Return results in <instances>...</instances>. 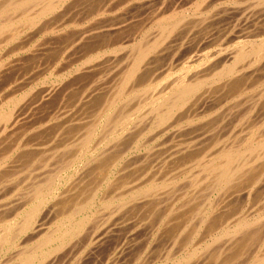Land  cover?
I'll use <instances>...</instances> for the list:
<instances>
[{
  "label": "rangeland",
  "instance_id": "obj_1",
  "mask_svg": "<svg viewBox=\"0 0 264 264\" xmlns=\"http://www.w3.org/2000/svg\"><path fill=\"white\" fill-rule=\"evenodd\" d=\"M3 1H5V0H3ZM70 1V0H69ZM68 1V2H69ZM74 1V0H73ZM73 1H71L72 2V4H73ZM76 1V0H75ZM74 1V4L71 6V8H70V3H68V4H70V5H67L70 9H68L67 10V12L68 13H62L60 10H57V11H59L60 12V14H62V15H60L59 14V12H58V14H55L56 16H59V18L58 17H55V16H52L51 17V15H47V16H45V20H46V22H50V28H52V31H48V30H51V29H48V30H46V31H44L43 32V30H42V27H40V26H43V21L42 20H44V17H42L40 20H41V22L42 23H40L41 25L39 26L38 24H39V22L37 21V23L35 24V26H37V27H34V25H33V27H29V31H28V28L27 27H24V26H22V25H19L18 23L19 22H17V25H16V27H17V29L18 28H20V32H19V35H20V37L22 38V36H23V38L21 39V38H19V35H17L16 37H14L13 38V40H11L10 42H8V41H3L2 43V45H0V73L2 72H6L5 74L3 73V75L2 74H0V76L1 77H3V78H1L2 80H0V99H4L3 97L4 96H6L7 95V97H6V99L7 98H9V97H14L15 99H19L20 101H16V100H14L13 102L11 101V102H9V103H7V104H5V106H3L4 108V110L5 111H9V112H12V113H14V111L16 110V109H18V108H21L23 111V113L26 111V110H28L29 109V111H31L32 109H35L34 110V112H37V113H34L31 117H29V118H27V119H25L26 121H24V122H20V125H21V123L22 124H24L25 126L23 127V125H22V127L21 126H19V127H21V129H22V131H21V129H19L18 127L16 128V126L17 125H15V128H14V130H11V128H12V126H8L7 127V133L8 134H10L9 136H8V138H6V139H8L5 143H4V146L6 145V146H8L7 144H11L12 142V145H14V144H16L17 143V141H15V140H17V139H19L18 140V142L19 143H21L20 144V146H16V145H14V150L8 155V157H7V159H5L1 164H0V171H3V170H5V168H6V170L7 171H9V169H11L10 170V172H8L9 174H10V176L8 177L9 179H8V183H7V180L4 182H2V187L0 188V191H1V189H3V187H5L3 190H4V192L6 193V198H5V194H3L2 192H0L1 193V195H0V205L1 204H4L5 202V204H10V205H8V207H11V205H13V204H18V206L20 205V203H21V201H22V199L24 198V194H25V192L27 191L28 192V190L30 189V187H28L27 186V182H29V184H31V182H32V184L36 181H38L37 180V178L39 179V180H42L45 176H47L48 177V175H54L55 173H57L58 174V172H60V175H58L59 177V192L60 191H62V190H68V189H71V190H74V192L76 193V191H77V194L78 193H81V194H87V192L88 193H90V191H92L94 188H95V190H97V191H99V192H97V196H98V199H102V197H104V193L106 194L105 196V198L104 199H112V201H111V203L110 204H112V202L114 201V204H112V206H106V207H101L100 208V206L102 205L101 204V201L100 200H97L96 202H95V204L91 207V209H90V212L89 213H91V211H93L94 210V213L93 214H91L92 215V217L89 219V223L87 222L86 223V227L84 226V229L82 230L83 232H81L80 233V237L78 238V236H77V238H78V240H80V241H78L79 243H76V240H77V238H75L72 242H71V244H69V246H66V247H71V245L73 246L75 243H76V245H74V247H71V248H73L74 249V251L76 252L77 251V249L79 248V250L76 252L77 254H75V255H73L72 256V254H73V252L70 250H67V249H64L63 250V255H68L69 256V258L67 259V257H63V259L61 258L62 256H60L61 255V250L60 251H58V253H56L58 256H56L55 254H53L52 256H54L55 255V262H58V264L60 263V264H74V262H75V259H76V262H75V264H77V262H79L78 264H149V262L151 263V264H176V262H178L179 260H181L182 259V257H183V261H182V263H185L186 264V262H188L187 260H186V258H187V256H188V259H189V256H190V259L191 258H193V259H191V261L193 262L194 260H195V257H193L195 254H197V256H196V260H199L198 259V253L200 254V256L201 257H206V258H201L200 256H199V258H200V260L201 259H207V260H209V261H207V262H209V263H207V264H213L214 263V261H212L211 260V258H212V256H211V258L209 257V255L211 254V252L216 248V250L219 252L220 250H219V248H220V246H221V248L223 249V247H224V241L226 240L224 237H220V234H218L219 232L217 231V232H215L214 234H212V235H210L211 237H209V235H207V234H205V229H204V227L202 226V227H198V218H197V216L196 217H193L195 214H191L190 215V217L192 216V218H190L188 215L190 214V212L192 211L191 209L193 208V206L195 207V204H196V206H199V208H204V207H207L210 203L212 204V206H214L216 203H218L219 205H221V202H223V201H221V196H222V192L221 191H219V190H211L210 191V189L209 188H211V187H209V185H208V182H209V179H206V180H208L207 182H206V180L204 179V174L202 173L203 172V170H202V166H201V164H198L197 165V161L196 160H198L199 161V159H201L204 155H205V153H207V152H209V150L210 149H212L214 146V144L215 143H219V144H221V145H223L225 142H227L226 144L228 145V143L230 144L233 140H230V139H234V141H235V139L236 140H238V138L239 137H243L244 139H245V137H244V134L247 132V134H248V136L250 135V137H249V139H254L255 137H257V135L258 134H260V133H262V132H264L263 130H264V98H262L261 96L262 95H264V63L263 62H261V61H258V62H253V56H247V57H251V58H249L250 59V61H251V63H247V61H248V58L247 57H245V58H243V59H241L240 61H237V63H236V65H239L240 63H242V64H240L239 66H237L239 69H240V66H241V68H242V66L244 67L243 69H240L242 72H244V74L246 73V75L247 76H249V77H244L243 78V85H242V87H241V91L239 92H236V93H227V89H224V92H223V89H220V87L222 88V82L225 80V78H223V79H219L218 77L216 78V77H214V79H212L213 77H211V76H213L215 73H216V71L217 70H219V69H221L222 68V66L221 65H223V64H220V63H216L215 64V67H214V62L213 61H216L215 60V58L218 56L217 54L219 53H222V52H224V51H227V50H234L235 48V46H236V48H238V42L240 41V38H238L239 39V41H237L238 39H234V40H232V41H227V43L224 41V43H223V41H222V39L224 40L225 38V36H223L222 37V39H221V37H220V39H217V41L215 40V43H214V41H213V43H211L210 41L209 42H206L205 40H203L204 42H202V40H201V38H198V37H200V35L199 36H197V34H195L196 33V30H197V28H200V24L199 25H197L196 24V22L198 23H203V20L205 19V22H206V20L208 19V16H210V14H211V10H213V9H218L219 7V9H221V10H224L225 8H223V5H225L226 7H228V5H230L231 7H228V8H226L225 10H224V12H222V13H224V14H221L220 12H218L217 10H215V11H213L212 12V14L211 15H215V21H216V19L218 20V22L220 21L219 19H222L221 21L223 22V24L225 23V22H227L226 21V19H228L229 17H230V19H233L232 20V22L230 21V19H228L229 20V22L232 24V25H234L233 27H232V29H231V26L232 25H230V23L228 24L229 25V29H231V30H233L234 32L236 31V29H237V26L238 27H240V26H243V24L242 23H240V22H245L244 21V19L242 18V17H244L248 12H254V13H257L259 10H260V8L262 7V6H259V5H261V2H262V0L260 1V0H257V2L259 1L260 2V4L258 5V4H256L257 2H255V0H201L202 2H200L199 0H170V2L168 1V0H166V4L167 5H169V7H171V9H173V16H178L179 17V19H180V21H179V23H178V27H177V29H175L173 32L174 33H172L171 34V36L169 37L168 36V38L167 39H169L167 42H170L171 40H172V42H171V44L173 43V48H166L165 50L163 49V48H160L161 46H159L154 52H156V53H151V54H149L148 56L149 57H147V59H146V62H145V66L143 67L144 69H143V71L144 72H147L146 73V78L148 79H146L147 81H149V82H147V83H149L152 87H153V89L154 90H152V89H150L151 91L150 92H153L154 91V93H157L159 90H162V89H164V91L166 90L165 88H167L168 87V85L167 84H169V82H171L173 79H176L177 78V76H181V77H183V76H188V77H186V78H190V77H192L193 75L194 76H202V78L204 79V80H208V81H204V86L202 85L201 86V90H202V88H203V90L201 91L200 90V92L201 93H203V92H206L207 91V86H209V84H211L208 88H210L211 89V86H213L214 84V87L215 88H213V89H211L212 91H210L209 89H208V92H211V93H213V95H214V97L213 98H211L212 99V101H210L211 99H208L209 101H207V103H205L203 106L204 107H201L193 116H191V119H192V122H193V124H192V122L191 123H183L184 125H182V128H185L186 126H190V130H195V129H197V131H195V132H189V131H187L186 133H187V136H185L184 137V134L186 135V133H184L182 136L184 137V138H182V136L180 137V138H175L176 137V135H172L173 133L175 134L176 133V129L179 127V126H181L180 124L178 125V126H176L177 124H176V121H174V120H168V122H167V125L166 124H164L165 125V127L166 126H169L168 128H165L164 127V125H162V126H153L152 125V121H154V117H155V115H153V113L151 112V110H150V107L149 106H147V105H142L141 106V108H139V109H137V110H135V115L133 116V118H132V120L135 118V116H136V114L138 115L137 117L138 118H140V119H138V121H135L136 120V118L132 121V120H130V122H129V124H128V126L127 127H130L129 129L127 128L124 132H122L121 134H123V133H126L127 134V132L128 131H130L129 133H130V135H131V131L133 132V136L135 135H137V134H139V136L137 135V138H135V136H134V141H133V139H132V141H130V140H128L129 142H131V143H133V142H135V143H133V144H129L128 145V143H127V137H129V135H121V134H119V136H120V141H117L118 142V144H117V147L119 146V149L116 147L115 148V146H116V143H115V141L117 140L116 138L114 139V137H112V138H110L109 140H107L108 139V137H107V139H106V141H101L102 140V138H103V134H105L106 133V131H108L109 130V125H106L105 123V120H106V116L108 115H111L112 114V112H113V114H115V113H117L116 112V109L118 110L119 108H122L123 109V107H125V105H126V102H127V105L128 106H126L123 110L122 109H120V110H118L119 111V113H120V111L122 112V111H125V110H129V108H132L133 107V105L134 104H136L138 101H142V100H140V98H142V99H144L145 97V95H141V94H138V95H133L134 97H135V100H134V102H133V100H132V98L131 97H133L132 95H130V97L128 98L129 100L127 101V98H126V100H125V97H124V102H123V99H120L123 103H119L120 102V100L116 103L117 104V107H115L116 106V104L114 105V106H112L111 108H110V110H108V113H106L107 115H105L104 116V121H103V119H101V121H100V123H99V125H98V127L99 128H97L98 130H96V132H95V136H93V139L92 140H95L96 138V143H97V140H98V142L100 141V143H98V144H96V143H94V141H92L94 144H91V142H90V144L88 145L89 147H88V152L83 156V158H82V160L80 161V164H81V162H82V164L80 165L79 163L77 164H75V165H73V166H70V167H68L67 169L66 168H62V164L64 163L63 162V160H61L62 158L64 159V161H65V159L67 160L70 156V154L72 153L71 151H73V150H75L76 148H77V144H76V141L73 143L72 142V138H74L75 140H78L79 141V139H80V133L82 132V134H83V132H85V130L88 128L87 126H89V125H91L96 119H97V111H100L101 109H103L102 107H104L103 105L105 104V102H103V98H105L106 96H107V94L108 93H106V90L109 92V90L110 89H112L113 90V88L115 87V85L117 84V82H118V79H119V76H120V74L118 73V72H120V69H118L119 67H123V65L126 63V59H127V55H128V52H129V48H130V46L132 47V41L131 42H126V38L127 37H131V38H133L134 39V41H139V39H140V41H152L153 40V38H155L156 37V35L157 34H159V28H157V25H155L154 24V20H152L149 16L151 15V9L153 8V6H151L152 4L154 5V6H156L158 3H159V0H156V2H152V1H154V0H90V2L91 3H93V2H95L96 3V1L98 2V6H96V4L95 3H93V4H91V3H89V0H77V2H75ZM101 1V2H100ZM111 1V3H109ZM122 1V2H121ZM132 1V2H131ZM139 1H142V2H146V4H147V7L145 6V5H143L142 6V4H141V2H139ZM149 3H148V2ZM168 1V2H167ZM175 1V2H174ZM232 1V2H231ZM235 1V2H234ZM242 1V2H241ZM255 2V4H252V3H254ZM2 2V0H0V3ZM67 2V1H66ZM65 2V3H66ZM82 2V3H81ZM86 2V3H85ZM152 2V3H151ZM205 2V3H204ZM228 2V3H227ZM236 2L237 3H239V7L240 8H243L244 10H242V9H237V10H234V8L236 9L238 6H236ZM244 2H246V5L244 6ZM249 3V5H251L250 7H249V5H248V3ZM78 3H80V4H78ZM89 3V4H88ZM128 3H129V5H128ZM139 3V4H138ZM231 3V4H230ZM234 3H235V5H234ZM67 4V3H66ZM79 6H78V5ZM94 4H95V6H94ZM106 4V5H105ZM111 4H112V7H110L111 6ZM126 4V5H125ZM190 4H191V6H190ZM196 4L198 5L197 7H196ZM200 4V5H199ZM205 4V5H204ZM210 4V5H209ZM211 4H213V5H211ZM228 4V5H227ZM76 5V6H75ZM82 5V6H81ZM88 5V6H87ZM114 5V6H113ZM125 5V6H124ZM128 5V6H127ZM137 5V6H136ZM187 5V6H186ZM232 5H234L235 7H233ZM241 5H242V7H241ZM247 5H248V7L251 9L252 8V6H254V7H256V8H258V9H256V8H252L251 9V11H250V9L247 7ZM94 6V7H93ZM100 6V7H99ZM123 6H124V8H123ZM132 6V7H131ZM150 8H149V7ZM224 6V7H225ZM257 6H259V7H257ZM91 7H92V9H91ZM109 7V8H108ZM114 7V8H113ZM145 7V8H144ZM152 7V8H151ZM199 7V8H198ZM201 7V8H200ZM232 7H233V12H232ZM99 8V9H98ZM100 8H101V10H100ZM102 8H107V9H102ZM132 8V9H131ZM246 8V9H245ZM171 9H170V12L169 11H167L166 13H165V15H168V16H170L171 14ZM191 9V10H190ZM198 9V10H197ZM62 10V9H61ZM91 10V11H90ZM96 10V11H95ZM98 10V11H97ZM121 10V11H120ZM135 10V11H134ZM148 10V11H147ZM186 10V11H185ZM195 10V11H194ZM199 10H202V11H199ZM203 10H204V12H203ZM207 10V11H206ZM240 10H242V11H240ZM100 11V12H99ZM121 13H120V12ZM185 11V12H184ZM191 13H190V12ZM199 11V12H198ZM218 12V14L216 15V14H213V13H215V12ZM220 11V10H219ZM248 11V12H247ZM95 12V14H93ZM97 12V13H96ZM98 12H99V14H98ZM106 12V13H105ZM142 12V13H141ZM216 12V13H217ZM229 12V13H228ZM230 12H232V13H230ZM57 13V12H56ZM178 15H177V14ZM208 13V14H207ZM210 13V14H209ZM227 13V14H226ZM236 13V17H234V18H236L235 19V22H234V18L232 17V15L233 14H235ZM246 13V14H245ZM261 14V12H258V14H256V16L255 17H257L258 18V16ZM54 14V13H53ZM52 14V15H53ZM79 14V16H77ZM90 14H92V15H90ZM108 14V15H107ZM113 14V15H112ZM120 14V15H119ZM228 14H229V16H228ZM231 14V15H230ZM241 14V15H240ZM243 14H244V16H243ZM15 15H17V13H15ZM182 15V16H181ZM203 15V16H202ZM223 15V17H221L220 18V16H222ZM224 15H225V18H224ZM63 16H65V17H63ZM74 16V17H73ZM92 16V17H91ZM103 16V17H102ZM112 16V17H111ZM181 16V17H180ZM205 16V17H204ZM218 16V17H217ZM226 16H228V18L226 17ZM234 16V15H233ZM243 19H241L240 17ZM51 17V18H50ZM85 17V18H84ZM91 17V18H90ZM111 17V18H110ZM203 17V20L201 19ZM217 17V18H216ZM54 18V19H53ZM57 18V19H56ZM75 18V19H74ZM116 18H117V20H116ZM122 18V19H121ZM184 18V19H183ZM210 18V17H209ZM245 18V17H244ZM263 18V17H262ZM61 19V20H60ZM120 21H119V20ZM241 20V21H239V20ZM39 20V21H40ZM45 20H44V22H45ZM48 20V21H47ZM89 20V21H88ZM111 20V21H110ZM133 20V21H132ZM208 20H210V19H208ZM223 20H225V22L223 21ZM261 21L260 22H262V24H261V26H259V31L261 32V34H260V32H259V36H261V37H264V18H263V20L262 19H260ZM56 21H57V23H56ZM62 21V22H61ZM72 21V22H71ZM76 21V22H75ZM80 21V22H79ZM121 23H119V22ZM126 21H128V22H126ZM191 21V22H190ZM202 21V22H201ZM215 21H213L214 23H215ZM221 21L219 22V23H221ZM237 21V22H236ZM46 22L44 23V24H46ZM66 24H65V23ZM104 22V23H103ZM190 22V23H189ZM87 23V24H86ZM117 23H119V24H117ZM135 23H137V24H135ZM182 23V24H181ZM184 23V24H183ZM216 23H217V21H216ZM234 23V24H233ZM237 23V24H236ZM239 23V24H238ZM73 24V25H72ZM190 24V25H189ZM222 24V23H221ZM242 24V25H241ZM103 25H105V26H103ZM110 25H113V26H119V25H122V26H120V30L119 31H116V32H114V31H108L109 32V34H106V32L104 31L103 32V30H105L106 28H108V26L110 27ZM136 25V26H135ZM195 25L197 26V27H195ZM220 25V24H219ZM21 26V27H20ZM55 26V27H54ZM101 26V27H100ZM107 26V27H106ZM127 26V27H126ZM128 26H130V27H128ZM188 26V27H187ZM199 26V27H198ZM186 27H187V29H186ZM236 27V28H235ZM34 28H36V30H38V31H32V29H34ZM37 28H41L40 30L39 29H37ZM123 30H122V29ZM138 28V29H137ZM192 28H194V29H192ZM235 30H234V29ZM23 29V30H22ZM25 29V30H24ZM27 29V30H26ZM53 29H54V31H53ZM62 29V30H61ZM86 29V30H85ZM91 29V30H90ZM156 29V30H155ZM158 29V30H157ZM190 31H189V30ZM263 30V33H262V30ZM69 30V31H68ZM137 30V31H136ZM177 30H179V31H177ZM185 30H187L188 31V33H187V31H185ZM192 30H195V31H192ZM199 30V29H198ZM97 31V32H96ZM102 31V32H101ZM134 31V32H133ZM158 32V33H156V32ZM192 31V32H191ZM237 31H238V29H237ZM25 32H27L28 34H26ZM32 32V33H31ZM100 34H99V33ZM107 32V33H108ZM115 34H114V33ZM144 32V33H143ZM229 32H231L232 34H236V33H234V32H232V31H229ZM60 33V34H59ZM74 33V34H73ZM83 33V34H82ZM91 34V37H89V38H87L86 40H81V42H79L80 40L78 39V36H79V38H81L83 35L84 36H86L85 34H88V35H90ZM97 33V34H96ZM104 33V34H103ZM121 33V34H120ZM151 33H153L152 34V39L151 38H149L151 35ZM179 35H178V34ZM185 33H186V35H185ZM190 33V34H189ZM26 34V35H25ZM32 34V35H31ZM66 34H69V35H66ZM128 34V35H127ZM133 34V35H132ZM146 34V35H145ZM147 34H148V36H147ZM190 36H189V35ZM196 36H195V35ZM230 33H227L226 34V40H227V35H229ZM29 37H28V36ZM72 35H74V36H72ZM97 35L99 36V37H97ZM105 35H106V37H105ZM130 35V36H129ZM142 35V36H141ZM144 35H145V37H144ZM194 37H193V36ZM111 36V37H110ZM138 36H139V39H138ZM173 36H175V37H173ZM179 36H181V39L183 38L184 39V42H183V40H181V42L180 43H182V45L179 43L178 44V40L177 39H180V37ZM182 36H184V37H182ZM124 37V38H123ZM172 37V38H171ZM178 37V38H177ZM187 37V38H186ZM189 37V38H188ZM229 37L230 38H233L231 35H229ZM228 37V39H230ZM19 41V39H21L19 42H16L17 40ZM26 38V39H25ZM43 38V39H42ZM60 38V39H59ZM108 38H109V41H107L108 40ZM143 38V39H142ZM196 38H198V39H196ZM76 39V40H75ZM104 41H103V40ZM124 39V40H123ZM138 39V40H137ZM146 39V40H145ZM167 39H165L164 40V44H165V42H166V40ZM171 39V40H170ZM186 39V40H185ZM191 41H190V40ZM14 40H15V42H14ZM40 40V41H39ZM177 40V41H176ZM189 40V41H188ZM193 40V41H192ZM194 40H195V43H193L194 42ZM28 41V42H27ZM66 41V42H65ZM89 41V42H88ZM106 41V42H105ZM120 41H121V43H120ZM174 41H175V43L178 45V46H176V50H174L173 51V49H174V47H175V43H174ZM199 41H201V42H199ZM235 41V42H234ZM237 41V42H236ZM4 42H5V44H4ZM7 42H8V44H7ZM13 42V43H12ZM78 42V43H77ZM103 42H105V43H103ZM166 42V43H167ZM0 43H1V41H0ZM19 43H21V44H19ZM96 43H101V45L99 44L98 46L96 45ZM107 43V44H106ZM206 43H210L208 46L207 45H205ZM18 44V45H17ZM75 44V45H74ZM131 44V45H130ZM168 44V43H167ZM185 44V45H184ZM194 46H193V45ZM196 44V45H195ZM201 44H203V45H201ZM20 45V46H19ZM94 45H96L97 47H94ZM189 45H191V46H189ZM243 45V44H242ZM245 46L244 47H247V48H250V45L248 44V43H245L244 44ZM247 45V46H246ZM4 46H7V47H4ZM10 46V47H9ZM84 46V47H83ZM90 46V47H89ZM123 46V47H122ZM162 46H163V44H162ZM182 46V47H181ZM189 46V47H188ZM202 46V47H201ZM206 46V47H205ZM223 46V47H222ZM232 46H233V48H232ZM69 47V48H68ZM71 47H72V50H71ZM74 47V48H73ZM126 47V49H124ZM181 47V48H180ZM192 47V48H191ZM205 47V48H204ZM66 48V49H65ZM91 48V49H90ZM95 48V49H94ZM96 48H97V51H96ZM160 48V49H159ZM180 48V49H179ZM197 48V49H196ZM198 48H200V49H198ZM201 48H202V51H201ZM227 48V49H226ZM230 48V49H229ZM232 48V49H231ZM14 49V50H13ZM30 49V50H29ZM87 49V50H86ZM216 49V50H215ZM218 49H219V51H218ZM221 49H223V50H221ZM109 50V51H108ZM130 50H131V48H130ZM215 50V51H214ZM221 50V51H220ZM11 51V52H10ZM64 51V52H63ZM111 51H113V52H111ZM162 51V52H161ZM79 52V53H78ZM81 52V53H80ZM88 52V53H87ZM95 52V53H94ZM102 52V53H101ZM122 52V53H121ZM164 52H167L166 54L164 53ZM174 52H175V54H174ZM203 52V53H202ZM68 53L70 54V55H68ZM106 53V54H105ZM114 55H113V54ZM120 53V54H119ZM173 53V54H172ZM197 53V54H196ZM200 53V54H199ZM5 54V55H4ZM65 54H67V55H65ZM154 54V55H153ZM158 54V55H157ZM192 54H194V55H192ZM2 55V56H1ZM85 55V56H84ZM94 55V56H93ZM98 55V56H97ZM120 57H119V56ZM165 55V56H164ZM201 57H200V56ZM206 55V56H205ZM216 55V57H214ZM97 56V59L95 58ZM113 56H115L114 58H113ZM211 56H212V58H211ZM122 57V58H121ZM155 57V58H154ZM194 57V58H193ZM198 57V58H197ZM64 58V59H63ZM95 58V59H94ZM91 59V60H90ZM145 59H144V61H145ZM152 59H154V60H152ZM178 59V60H177ZM193 61H192V60ZM214 59V60H213ZM246 59V60H245ZM252 59V60H251ZM5 60V61H4ZM31 60V61H30ZM85 60H86V62H85ZM109 60V61H108ZM125 60V61H124ZM147 60H149V61H147ZM171 60V61H170ZM211 60H212V62H211ZM244 60H245V62L247 63H245L244 62ZM4 61V62H3ZM28 61H30V62H28ZM66 61V62H65ZM108 61V62H107ZM111 61L112 62H114V63H111ZM124 61V62H123ZM155 61V62H154ZM199 61V62H198ZM147 62H148V64H147ZM238 62H239V64H238ZM243 62L245 63V65L243 64ZM1 63H3V64H1ZM91 63V64H90ZM111 63V64H110ZM120 63V64H119ZM122 63V64H121ZM178 63V64H177ZM254 63V64H253ZM110 64V65H109ZM220 64V66H218ZM249 64V65H248ZM7 65V66H6ZM86 65H87V67H86ZM97 65H99V66H97ZM150 65H152V68H150L151 66ZM174 65V66H173ZM176 65V66H175ZM186 65V66H185ZM197 65V66H196ZM235 65V64H234ZM249 67H248V66ZM96 66V67H95ZM116 66H118V68H116ZM150 66V67H149ZM164 66V67H163ZM247 66V67H246ZM257 68H256V67ZM263 66V67H262ZM62 67V68H61ZM93 69H92V68ZM155 67V69H153ZM156 67H157V69H159V67H160V69H159V71H157V69H156ZM219 67V68H218ZM221 67V68H220ZM86 68V69H85ZM96 70H95V69ZM206 68V69H205ZM213 68L216 70L215 72H214V70H213ZM6 69V70H5ZM84 70V72H83V70ZM88 69V70H87ZM117 69V70H116ZM195 69V70H194ZM86 70V71H85ZM89 70H91V71H89ZM150 70V71H149ZM202 70V71H201ZM247 70V71H246ZM259 70H260V72H259ZM261 70H263L262 72H261ZM152 71V74L150 73ZM161 71H163V72H161ZM200 71H201V74H199L200 73ZM209 71V74L207 73ZM246 71V72H245ZM248 71H252V73L254 74L253 76H252V73L251 72H248ZM88 72V73H87ZM116 72V73H115ZM47 73V74H46ZM156 73H157V75H156ZM205 73L207 74V75H205ZM213 73V74H212ZM249 73V74H248ZM251 73V74H250ZM262 73V74H261ZM118 74H119V76H118ZM160 76H159V75ZM197 74V75H196ZM258 74V75H257ZM261 74V75H260ZM149 75H151L152 77H150ZM176 75V76H175ZM217 75V74H216ZM215 75V76H216ZM8 76V77H7ZM147 76H149V77H147ZM159 76V77H158ZM217 76H219V75H217ZM250 76H252V78L250 77ZM262 76V77H261ZM112 77H113V79H112ZM118 77V78H117ZM210 77V78H209ZM4 78L6 79V80H4ZM116 79V81L117 82H115V79ZM153 78V79H152ZM179 78V77H178ZM207 78V79H206ZM248 78H250V79H248ZM246 79H247V81H246ZM153 80V81H152ZM260 80H262V81H260ZM9 81V82H8ZM113 81H114V83H113ZM166 82V83H165ZM221 82V83H220ZM247 82V83H246ZM91 83V84H90ZM206 83V84H205ZM258 83V84H257ZM260 83V84H259ZM7 84V85H6ZM60 84V86H58ZM153 84V85H152ZM165 84V86L163 87V85ZM13 85V86H12ZM56 86L57 88H58V91H59V93H58V95L55 97V99L52 101V102H50V104L48 105V104H46L45 106H40V105H37V106H35V103L37 102V101H35V102H33V99H37L38 98V96L37 95H39V93H40V91H42L44 88H46V87H50V86ZM159 85V86H158ZM7 86V87H6ZM93 86V87H92ZM155 86H156V88H157V86H158V88L156 89L155 88ZM253 86V87H252ZM20 87V88H19ZM59 87H61V88H59ZM76 87V88H75ZM98 87V88H97ZM127 87V86H126ZM125 87V88H126ZM162 87V88H161ZM205 87V88H204ZM219 87V88H218ZM248 87H249V89H248ZM256 87V88H255ZM262 87V88H261ZM74 88V89H73ZM80 88V89H79ZM60 89V90H59ZM71 89V90H70ZM101 89V90H100ZM127 89V88H126ZM220 91H219V90ZM260 89V90H259ZM75 90H77L76 92H75ZM88 90V91H87ZM98 91L97 93H96V91ZM128 90V89H127ZM205 90V91H204ZM222 90V91H221ZM13 91V92H12ZM83 91V92H82ZM86 91V92H85ZM91 91L93 92V91H95V92H93L92 93V96H93V94L96 96L97 95V97H92V98H94L93 100L91 99V102H93V103H90V100L88 101V102H85V104L87 103V105L88 106H86L85 104H83L84 103V101H83V99H84V97L83 96H88L89 94L88 93H91ZM218 91V92H217ZM245 91H247V93L245 92ZM78 92V93H77ZM101 92V93H100ZM149 92V93H150ZM199 92V93H200ZM227 94H226V93ZM252 92V93H251ZM82 93H83V95H82ZM85 93H87V94H85ZM239 93V94H238ZM242 93V94H241ZM244 93V94H243ZM8 94H10V95H8ZM13 94V95H12ZM99 94H100V96H99ZM217 94V95H216ZM221 94H226L225 96L224 95H222L221 96ZM232 96H231V95ZM241 94V95H240ZM260 94H262V95H260ZM15 95H16V97H15ZM20 95V96H19ZM106 95V96H105ZM234 95V96H233ZM256 95H258V96H256ZM18 96V97H17ZM34 96V97H33ZM37 96V97H36ZM63 96V97H62ZM142 96V97H141ZM206 96V94H204V97ZM219 96H221V100H220V98H218ZM237 96H240L241 97V99L239 100V98L240 97H238L237 99H235ZM244 96V97H243ZM2 97V98H1ZM23 97H24V99H23ZM36 97V98H35ZM78 97H80V98H78ZM134 97H133V99H134ZM138 97H139V100H138ZM206 97H208V95L206 96ZM224 97V98H223ZM233 97H234V99H233ZM79 100H78V99ZM81 98H83V99H81ZM261 98V99H260ZM13 99V98H12ZM29 99H31L32 101H30ZM80 99H81V101H80ZM102 99V100H101ZM215 99V100H214ZM218 99V100H217ZM244 99H246V100H244ZM258 99H260V100H258ZM5 100V99H4ZM3 100V101H4ZM23 100V101H22ZM60 100H61V102H60ZM101 100V101H100ZM131 100V101H130ZM136 100H138V101H136ZM235 100V101H234ZM236 100L238 101V103H239V101H241L240 103H239V105H238V103L236 102ZM249 100V101H248ZM6 101V100H5ZM60 103V105H59V103ZM77 101V102H76ZM81 103H80V102ZM95 101H97V102H95ZM130 101V102H129ZM15 102V103H14ZM17 102V103H16ZM75 103V105L78 103V104H80V105H76V107H75V105H74V103ZM94 102H95V104H94ZM98 102H99V104H98ZM211 104H210V103ZM214 102V103H213ZM218 102V103H217ZM235 102V103H234ZM260 102V103H259ZM11 103V104H10ZM18 104V106H15L14 104ZM25 103H26V105H28V103L30 104L29 105V107L27 108V106L25 107ZM54 103H56V104H54ZM89 103V104H88ZM248 103H249V106H248ZM260 105H259V104ZM14 106H13V105ZM20 104V105H19ZM33 104V105H32ZM65 106H64V105ZM67 104V105H66ZM118 104H120V105H118ZM125 104V105H124ZM209 104V105H208ZM222 104V105H221ZM237 104V105H236ZM23 105H24V107L25 108H27L26 110H25V108H22L23 107ZM32 105V106H31ZM59 105V106H58ZM81 105H83V107L84 108H82V106ZM214 105V106H213ZM245 105H247L248 106V111L247 112H245V109H247L246 107H245ZM251 105H254V107L253 106H251ZM39 106V107H38ZM80 106V107H79ZM234 106V107H233ZM58 107V109H59V111H61V113L57 110V109H55V108H57ZM60 107V108H59ZM147 107V108H146ZM213 107V108H212ZM217 107V108H216ZM238 107V109H236ZM241 107H242V109H241ZM257 107V108H256ZM10 109V110H8V109ZM49 108L50 109H52V111L54 112V111H58V112H55V113H57V115L55 114V113H53V112H49V111H51V110H49ZM77 108V109H76ZM80 110H79V109ZM202 108H204L203 110V113H202ZM216 108V109H215ZM227 108V109H226ZM245 108V109H244ZM250 108H252V110H254L253 111V113H252V110L250 109ZM40 111H39V110ZM47 109V110H46ZM55 109V110H54ZM73 109V110H72ZM90 109V110H89ZM215 109V110H214ZM218 109V110H217ZM222 109V110H221ZM235 109V110H234ZM72 110V111H71ZM75 110V111H74ZM89 110V111H88ZM147 110V111H146ZM214 112H213V111ZM230 110V111H229ZM67 112L66 114H65V112ZM69 111V112H68ZM85 111V112H84ZM143 111H145V113L143 112ZM223 111V113H225V114H223V113H220V112H222ZM64 112V113H63ZM76 112V113H75ZM83 112V113H82ZM217 112V113H216ZM240 112V113H239ZM22 113V115H20V117L21 116H23L24 114ZM28 113V112H27ZM48 114V117L46 116L47 114ZM51 113V114H50ZM70 113V114H69ZM85 113V114H84ZM140 113V114H139ZM207 113V114H206ZM212 113H214V114H212ZM263 113V114H262ZM37 114V115H36ZM53 114V115H52ZM82 114V116H80ZM90 114V115H89ZM112 114V115H113ZM144 114V115H143ZM151 114V115H150ZM197 114V115H196ZM199 114V115H198ZM210 114V115H209ZM230 114V115H229ZM243 114H244V116H243ZM260 114H261V116H260ZM55 115V116H54ZM58 115H59V117H58ZM60 115H61V117H60ZM87 115H89V120L87 119ZM111 115V116H112ZM140 115V116H139ZM145 115H148V116H150L149 117V120H147V121H149V123H147V121H146V118L148 119V117L147 116H145ZM191 115V114H190ZM208 115V116H207ZM49 116H51L50 117V119H46V118H49ZM54 116V117H53ZM57 116V117H56ZM71 116H72V118H71ZM75 116V117H74ZM85 116H86V118H85ZM111 116H109V117H111ZM152 116H154V117H152ZM196 116V117H195ZM203 116V117H202ZM252 116V117H251ZM74 117V118H73ZM81 117L83 118L84 117V119L87 121V122H82L81 120H83V121H85L84 119H81ZM141 117H142V119H143V122H144V118H145V121H146V124H148V126L144 123V125H146L147 126V128H146V126H145V128L143 129V127H144V125L143 126H141V125H139V124H141L142 123V120H141ZM263 117V118H262ZM45 118V119H44ZM59 118V119H58ZM63 118V119H62ZM198 118V119H197ZM207 118V119H206ZM79 119H80V121H79ZM150 119H151V121H150ZM239 119V120H238ZM242 119V120H241ZM45 120H47V121H45ZM52 120V121H51ZM56 120H58V121H56L57 123H55V121ZM71 120H73V121H70ZM139 120H141V121H139ZM203 120V121H202ZM215 120V121H214ZM30 123H29V122ZM48 121H50V122H48ZM67 121H69V123L67 124ZM223 121V122H222ZM246 121V122H245ZM26 122V123H25ZM46 122H48L47 124H46ZM80 122V123H79ZM82 122V123H81ZM132 122L134 123V124H136V126L138 127V130L140 129V126L142 127V129H140V131L139 132H135V131H137V127L134 129V128H132L133 127V125L132 126H129V125H131L132 124ZM138 124H137V123ZM174 122V123H173ZM200 122V123H199ZM210 122H212V123H210ZM29 125H28V124ZM65 123V124H64ZM154 123V122H153ZM172 123V124H171ZM196 123V124H195ZM220 123H221V125H220ZM63 124V125H62ZM74 124H76V126L74 125ZM87 124H89V125H87ZM103 124V125H102ZM150 124V125H149ZM169 124V125H168ZM188 124V125H187ZM191 124H192V126H191ZM195 124V125H194ZM206 124H207V126H206ZM237 124V125H236ZM40 125H41V127H42V125H43V128L42 129H38L37 130V128L39 127L40 128ZM45 125V126H44ZM50 126V128L49 127H47V126ZM52 125H54L53 127H51ZM79 125H81V126H83L82 127V129H81V127L79 126ZM106 125V126H105ZM152 125V126H151ZM201 125V126H200ZM204 125V126H203ZM235 125V126H234ZM31 126V127H30ZM135 126V125H134ZM154 129V130H152V128ZM171 126L173 127V128H171ZM176 126V127H175ZM198 126V127H197ZM203 126V127H202ZM205 126H206V128H205ZM10 127V128H9ZM64 127H65V129H64ZM87 127V128H86ZM103 127H105V129L103 128ZM149 127V128H148ZM164 128V130H163V128ZM26 128V129H25ZM60 128H62V130L60 129ZM79 128L82 130H80L79 131ZM101 128V130H105L104 132H103V134L101 133V130H99ZM103 128V129H102ZM134 129V130H132V129ZM210 128V129H209ZM250 128V129H249ZM13 129V128H12ZM16 129V130H15ZM17 129H19V130H17ZM108 129V130H107ZM147 129H150L149 131H151L152 132V134L151 133H148L149 131L146 130ZM155 129H157V130H155ZM162 129V130H161ZM208 129V130H207ZM219 129V130H218ZM225 129V130H224ZM33 130H34V132H33ZM36 130L37 131H47L45 134H43V135H39V133H37L38 135H33L32 133H36ZM67 130V131H66ZM142 130V131H141ZM239 130H241V131H239ZM250 130V131H249ZM15 133H14V132ZM21 131V132H20ZM24 131V132H23ZM28 131V132H27ZM74 131V132H73ZM172 131H174L173 133H171ZM203 131H205L204 133H202ZM207 131H208V133H207ZM13 132V136H15V137H13L12 135H11V133ZM23 132V133H22ZM30 132H32V133H30ZM68 132V133H67ZM78 132V133H77ZM98 132H100V134L98 133ZM141 132V133H140ZM142 132H144L143 134H142ZM148 134H147V133ZM169 132V133H168ZM198 132V133H197ZM225 132V133H224ZM240 132V133H239ZM18 133V135L19 136H17L16 134ZM52 133V134H51ZM75 133V134H74ZM97 133V134H96ZM147 134L146 136L144 135V134ZM157 133V135H155ZM188 133L190 134V136L188 135ZM200 133V134H199ZM22 134V135H21ZM30 134L32 135V137L30 138V140H28L29 139V137L28 136H30ZM73 134H74V136H73ZM99 134V135H98ZM162 134H163V136H162ZM194 134V135H193ZM200 136H199V135ZM217 134H219V135H217ZM247 134H245V135H247ZM252 134V135H251ZM257 134V135H256ZM3 135H4V133H3ZM3 135L1 136L2 138H4L3 137ZM24 135L26 136V138H21V137H24ZM67 135V136H66ZM70 135H71V140H70ZM97 135V136H96ZM143 135V136H142ZM196 135V136H195ZM203 135V136H202ZM15 139H13L12 137ZM40 136L41 138H38V137ZM47 136H50V137H48L47 138ZM56 136V137H55ZM82 136V135H81ZM99 136V137H98ZM126 138V140H125V138ZM132 136V135H131ZM130 136V138H132ZM142 136V137H141ZM171 136H173V138H171ZM210 136V137H209ZM235 136H238V138H234ZM248 136H246V139L248 138ZM0 137V141H2L1 138ZM36 137V139H34ZM44 137V138H43ZM59 137V138H58ZM67 137V138H66ZM115 137H117V136H115ZM124 139H123V138ZM139 137H141V138H139ZM156 137V138H155ZM165 137H167V138H165ZM194 139V140H198L197 138H203L202 140H203V143H202V146L200 145L199 146V148L196 150L197 151V153H199V152H201L200 154H198V156L197 157H195V158H193L192 160H189V158L188 157H185V156H183L184 157V159H183V157H181L180 159H178L177 160V158H176V155L174 156L173 154H172V151L174 150V148H176L175 147V145L177 144L176 142H179V143H182L183 145H185V144H189L190 142L189 141H187V139L188 140H190L191 142H195L192 138ZM195 137V138H194ZM205 137V138H204ZM17 138V139H16ZM28 138V139H27ZM42 138L43 139H45V142H48V143H45L44 142V140H42ZM61 138V139H60ZM76 138H78V139H76ZM95 138V139H94ZM118 138V137H117ZM221 138V139H220ZM22 139H24L25 141H27V142H31V145L29 146V147H24V144H25V142L22 140ZM57 139H59V141L57 140ZM64 139H66L65 141H64ZM73 139V140H74ZM112 139V141H113V143L110 141ZM123 139V140H122ZM174 139V140H173ZM228 140V141H225V142H221L220 143V141H224V140ZM241 138H239V140H240ZM256 139V138H255ZM14 140V141H13ZM33 140H35V141H37V143L39 142V144H37L36 142V145H38V146H36L35 145V143H32L33 142ZM40 140H42L43 142H40ZM58 141V142H55V143H57V145L56 144H54V141ZM167 140V141H166ZM172 140L175 142L176 140H178V141H176L175 143H173L172 142ZM180 140V141H179ZM242 140V139H241ZM10 141V142H9ZM77 141V142H78ZM126 141V142H125ZM136 141H139V142H136ZM147 141V142H146ZM186 141V142H185ZM209 141V142H208ZM233 141V142H234ZM16 142V143H15ZM60 142H62V143H60ZM70 142H71V144H73L72 146H70L71 144H70ZM111 142V143H110ZM122 142V143H121ZM155 142V143H154ZM188 142V143H187ZM206 142H208V145H207V143ZM210 142H212V143H210ZM213 142H214V144H213ZM19 143H17V144H19ZM45 143V144H44ZM103 143H104V145H103ZM122 144V145H119V144ZM161 143V144H160ZM173 143V144H172ZM223 143V144H222ZM35 146H34V145ZM41 144V145H40ZM51 144V145H50ZM55 146H54V145ZM69 145L70 147H67V145ZM99 144H101V145H99ZM108 144L110 145V147L109 148H111V150H109V152L111 151V153H110V155L108 156V157H111V156H116L117 157V161H116V164L115 165H117V166H112V168H110L109 170H108V175H106V177H104V175H103V171L100 173L101 175H103L101 178H100V174H99V172H98V168H96V166H95V162H91V160H93V158H94V156H98L99 155V153H100V151H102V153H100V154H103V153H109L108 152ZM125 144V145H124ZM128 146H127V145ZM165 144V145H164ZM173 146H172V145ZM175 144V145H174ZM206 144V145H205ZM212 144V145H211ZM43 145H45L44 147H46V148H42L43 147ZM59 145V146H58ZM60 145H62V146H64V147H60ZM114 147H113V146ZM134 145V146H133ZM136 145L137 146H139L138 148L136 147ZM147 145H148V148H147ZM162 145H164V146H162ZM167 145H170L169 147L170 148H168V146ZM231 145V144H230ZM49 146V147H48ZM52 146V148H50ZM58 146V147H57ZM76 146V147H75ZM91 146H95V148L93 149V150H91L92 149V147ZM97 146V147H96ZM106 146V147H105ZM121 146V147H120ZM123 146H126V148H124ZM172 146V147H171ZM31 147H33L32 148V150H30V148ZM34 147H36L37 149L34 151ZM72 147V149L73 150H71V149H69V148H71ZM101 147H102V149L103 150H101ZM103 147H105L106 149H104ZM123 147V148H122ZM131 149H130V148ZM133 147H135L134 148V150L132 149ZM143 147V148H142ZM151 147V148H150ZM158 147H159V149H158ZM163 147L166 149V147H167V149L165 150H162L163 149ZM200 147H202L201 149H200ZM0 148H2L1 146H0ZM19 148H23L24 150H25V148H26V150H30L31 152H33L34 153V155H35V157L36 158H40V156H43L41 159H44V157H47V162H46V160L44 161V160H41V159H39L40 161V163L38 162V160H36L35 159V157H34V160L32 161V163L33 162H35V160H36V162H38V163H35V164H40V165H35L34 163V168L33 167H31L30 169L28 168V165H29V167L30 166H32L33 164L31 163V161L29 162V163H27L28 165L26 166V168L22 165V164H20L19 165V163L17 164V161H16V163L14 162L16 159L18 160V158H17V154H18V149ZM29 148V149H28ZM42 148V149H41ZM48 148L50 149V150H48ZM58 148H59V151H58ZM61 148V149H60ZM122 148V149H121ZM162 148V149H161ZM17 149V150H16ZM22 149V150H23ZM44 149H47V151H49V153L48 152H46V150H44ZM97 149H99V150H97ZM116 149V150H115ZM123 149H124V151H123ZM128 149V150H127ZM130 149V150H129ZM139 149V150H138ZM152 149V150H151ZM20 150L21 149H19V152H20ZM39 150L41 151L42 150V154H44V151H45V154L47 153V155H42L41 154V152H39ZM44 150V151H43ZM55 150H56V152H55ZM65 150L67 151V150H69V151H67V153H69V155L68 156H66L65 155ZM71 150V151H70ZM90 150V151H89ZM95 150V151H94ZM122 150V151H121ZM157 150V151H156ZM159 150H160V153H162V155L161 156H159V155H157L158 153H159ZM162 150V151H161ZM168 150V151H167ZM16 153H15V152ZM50 151L51 152H53V153H51V155H49L50 154ZM93 151V152H92ZM98 153H97V152ZM104 151H106V152H104ZM119 151V152H118ZM123 152V154L121 153V152ZM146 151H147V153H146ZM150 151V152H149ZM156 151V152H155ZM165 151V152H164ZM74 152V151H73ZM91 154H90V153ZM94 152H96V153H94ZM117 152H118V154H117ZM126 152V153H125ZM130 152V153H129ZM145 152V153H144ZM154 154H153V153ZM158 152V153H157ZM168 152H169V154H168ZM38 153V154H37ZM40 153V154H39ZM63 153V154H62ZM120 153V154H119ZM148 153H149V155H151V154H153L152 155V158L148 155ZM166 155H165V154ZM196 153V152H195ZM13 154V156L11 157V155ZM60 154H62V156H60ZM89 154V155H88ZM129 154V155H128ZM145 154H147V155H145ZM163 154H164V156H163ZM16 155V157H14ZM38 155V156H37ZM40 155V156H39ZM48 155H49V157H48ZM63 155H65V156H63ZM87 155V156H86ZM91 155H92V157H91ZM126 155H127V157H126ZM156 155V156H155ZM173 156V160L171 161V159H172V156ZM51 156V157H50ZM53 156H54V158H53ZM62 157V158H58L59 160H61L63 163H61V162H56V160H57V157ZM100 156V155H99ZM123 158H122V157ZM144 156V157H143ZM145 156H146V161L144 160L145 159ZM149 156V157H148ZM170 156H171V159H170ZM262 156V155H261ZM14 157V158H13ZM91 157V158H90ZM121 157V158H120ZM129 157V158H128ZM148 157V158H147ZM160 157H162L161 159H160ZM167 157H169L168 159H167ZM9 158L11 159V161H13L14 163H15V166L13 165V162H11L10 160H9ZM49 158V159H48ZM86 158H87V160H86ZM121 160H120V159ZM143 158V159H142ZM159 158V159H158ZM187 158V159H186ZM263 158V157H262ZM262 158H259V160L258 161H260V160H262ZM13 159V160H12ZM46 159V158H45ZM51 159V160H50ZM158 159V160H157ZM163 159V160H162ZM9 160V161H8ZM54 160H55V162L58 164V167L59 168H62V169H59L58 167V169L55 167V166H57V164L54 162ZM86 162H85V161ZM119 160V161H118ZM139 160V161H138ZM161 160V161H160ZM167 162V164H168V167H166L167 166V164L166 163H164L165 161ZM170 160V162H168ZM188 160V161H187ZM264 160V159H263ZM42 161H43V163H45V164H43L42 163ZM125 161H127V162H125ZM137 161V162H136ZM157 161V162H156ZM162 161H164V162H162ZM192 161V162H191ZM4 162H7L6 163V165H4L5 163ZM9 162H10V164H9ZM20 162V161H19ZM66 162V161H65ZM145 162H146V164H145ZM148 162H149V164H148ZM151 162V163H150ZM154 162V163H153ZM159 162H162L161 164H158ZM173 162V163H172ZM41 163H42V165H41ZM54 165V163L56 164L55 166H53L52 164ZM61 163V164H60ZM86 163V164H85ZM89 163H93L91 166H93V167H91V166H89L88 168H87V166H86V168H87V170H86V168H85V165H88ZM126 163V164H125ZM169 163H170V165H169ZM177 163V164H176ZM185 163V164H184ZM201 163V162H200ZM258 163V162H257ZM263 164H264V161L262 162ZM16 164H17V166L18 167H20L21 165L23 166V168H25V171H28V175H27V173L24 171V169H23V171H22V166L20 167V169L19 168H17L16 169ZM120 164H123L122 166L120 165ZM128 164V165H127ZM138 164H140V165H138ZM144 164V165H143ZM150 164H152V165H150ZM163 164H166V165H164L165 167L163 168V172H162V165ZM174 164V165H173ZM262 164V165H263ZM51 165H52V167H51ZM126 165V166H125ZM150 165V166H149ZM155 165V166H154ZM159 167H158V166ZM261 165V166H262ZM37 166V167H36ZM40 166L42 167V168H44L43 170H46V168L48 169H51L52 170V168H54V170H52L53 172H55V173H52V171L51 170H46L45 172L44 171H42L41 170V168H40ZM50 166V167H49ZM76 166V167H75ZM77 166H79L80 168H78ZM146 166H149V167H146ZM162 166V167H161ZM8 167V168H7ZM36 167V168H35ZM81 167H83V168H85V169H83V168H81ZM95 167V168H94ZM113 167H115V168H113ZM119 168L118 169V171H120V173L117 171V169L116 168ZM124 167V168H123ZM136 167H137V169H136ZM138 167H140V168H138ZM152 167V168H151ZM160 167H161V169H160ZM184 167V168H183ZM4 168V169H3ZM15 170H14V169ZM27 168H28V170H27ZM77 170H76V169ZM94 168V169H93ZM146 168H148V170H146ZM149 168H151V170H149ZM156 168H159V170H158V172H160V174L159 173H156L157 171H156ZM166 168H168L167 170H165ZM172 168V169H171ZM33 171H32V170ZM57 169V170H56ZM74 169H75V171L76 172H74ZM85 170V171H82V172H84L83 173V175H82V172L80 171V170ZM16 170H18V172L21 174H19ZM38 170V171H37ZM60 170H63L62 171V173H61V171ZM124 170H126V171H124ZM169 170V171H168ZM179 170V171H178ZM20 171H22V172H20ZM34 171H37V173H35ZM40 171H42L41 173H43V174H40ZM115 171H117V172H115ZM136 171V172H135ZM145 171H148V172H150V173H152V172H154L153 174H149V173H147V172H145ZM166 171H168L167 173H164V172H166ZM177 171V173H173V172H176ZM13 172H15V173H13ZM50 172V173H49ZM98 172V173H97ZM112 172V173H111ZM122 172V173H121ZM124 172L126 173V174H124ZM128 172V173H127ZM130 172V173H129ZM143 172V173H142ZM145 172V173H144ZM22 173H23V175H22ZM30 173V174H29ZM39 173V174H38ZM45 173V174H44ZM47 173V174H46ZM81 173V175H82V177H80L79 175H77V174H80ZM96 173H97V175H96ZM115 173H117L118 174V177H116V175H115ZM162 173L164 174V175H162ZM36 175V177H34L35 175ZM76 174V175H75ZM90 174H92L93 176H91ZM144 174H147V175H144ZM169 174H171V175H169V177H168V175ZM183 174V175H182ZM195 174V175H194ZM203 174V175H202ZM15 175L16 176H18V178L19 177H21V176H23V177H21V178H23L24 179V181L23 180H21V178H17L16 177V179L14 178L15 177ZM20 175V176H19ZM26 175V176H25ZM38 175H40V176H42L43 178H40V176H38ZM45 175V176H44ZM71 175H73L72 177H71ZM96 175V176H95ZM113 175H114V179H115V177L118 179V181L117 180H115L114 181V179L113 178H111V177H113ZM125 175V176H124ZM137 175V176H136ZM141 175V176H140ZM143 175L146 177V176H149V175H152V177H150V179L151 178H153V179H151L152 181H147V182H145L144 183V185H143V183H142V185L140 186L141 187V189L140 190H142L143 188V190H145L146 189V187L147 186H149L151 183H153V185H154V183H156V184H159L160 185V187H162V188H158L162 193H160V195L158 196V199H155V201H154V203H153V200L150 202V204H154V208H152V206L151 205H148L147 207L146 206H140V205H137L138 207H133L132 206V204L131 203H133L132 201H130L129 203H127V205H125V206H123L122 208H121V211L120 210H117V211H115V209H117V206L119 205V203H120V201H121V197L123 196V194H124V196H127V195H129V192L128 193H126L128 190H129V186H132L133 184H136V183H139L140 181H141V179H142V181H144L145 180V177H143ZM165 175H166V177H165ZM197 175H199V176H197ZM202 175V177H200ZM28 176L30 177V179L31 180H28L29 178H28ZM38 176V177H37ZM64 176V177H63ZM66 176V177H65ZM67 176H69V178L67 177ZM102 180L103 179V177H104V179H103V183L101 182V180H99V178ZM124 177V178H121V177ZM130 177V180H132V181H129V179H127L126 181H125V178H127V177ZM138 176H140V177H138ZM176 176V177H175ZM179 176V177H178ZM193 176H194V178H193ZM25 177H26V180H25ZM32 177H34V178H36V179H34V181H33V179H32ZM74 177V178H73ZM89 177H91V178H89ZM128 177V178H129ZM135 177H137V178H135ZM142 177V178H141ZM160 177V178H159ZM175 177V178H174ZM188 177V178H187ZM190 177V178H189ZM68 178V179H67ZM86 178V179H85ZM97 179V181H96V179ZM120 178L122 179L121 181L122 182H124V183H126L127 185L129 184V182H133L132 184H130V185H124V183H121L120 184ZM185 178V179H184ZM10 179H12V180H10ZM13 179H15V180H13ZM63 179V180H62ZM77 179V180H76ZM79 179V180H78ZM89 179H91L90 181H92V179H93V181H94V179H95V181L94 182H89L88 183V181H89ZM107 179H112V181H110V180H107ZM133 179H138L137 180V182H136V180H133ZM139 179H140V181H139ZM144 179V180H143ZM155 179V180H154ZM159 179V180H158ZM177 181H176V180ZM193 180V183H194V181H196V183L195 184H193V185H195L194 187H193V185H192V187H190L191 185H189V183H191L190 181L191 180ZM200 179L202 180V182L200 181ZM58 180V179H57ZM66 180H68V181H66ZM80 180L82 181V182H80ZM99 180V181H98ZM107 182H106V181ZM172 180V181H171ZM264 180V179H263ZM262 180V186L260 187V190L258 191L259 193H257V195H259L260 193V195L259 196H257V199H255V196L253 195L254 193H255V191L253 192V196L251 195L249 198H248V200L247 199H245L244 200V197L242 196H240L239 198H237V200H236V203L234 204V203H232L231 204V209H233L232 211L233 212H237V214L239 213V212H244L245 214L247 213V214H249L250 216L249 217H251V216H253V217H251L252 219L253 218H256V225H258V226H256V225H254V229H256V227H258V230H259V236H261L260 237V239H264V191L262 192V190L264 189L263 188V186H264V181ZM13 181V182H12ZM16 181H18V184H16ZM20 181V182H19ZM27 181V182H26ZM66 181V182H65ZM72 181H73V183H72ZM78 181H79V183H78ZM110 181V182H109ZM129 181V182H128ZM134 181H135V183H134ZM139 181V182H138ZM141 181V182H142ZM160 181V182H159ZM175 181V182H174ZM199 181V182H198ZM10 182V183H9ZM23 182V183H22ZM68 182V183H67ZM98 182V183H97ZM106 182V183H105ZM140 182V183H141ZM207 184H206V183ZM3 183H4V185H3ZM12 183H15L14 185L16 186V185H18L17 187L19 188H17V187H15ZM25 183V185H22V184H24ZM75 183H76V185H75ZM113 183H116L117 184V186H116V184L114 185ZM171 183V184H170ZM6 184V185H5ZM8 184H12V187H10ZM71 184H72V187H71ZM80 184V185H79ZM105 184H109L108 186L107 185H105ZM173 185V186H170V185ZM1 185V184H0ZM8 185V186H7ZM21 185H22V187H21ZM62 185V186H61ZM67 185V186H66ZM79 185V186H78ZM95 185H97V187H95ZM99 185V186H98ZM110 185H112V186H110ZM121 185V186H120ZM199 185V186H198ZM7 186V187H6ZM13 186H14V189H11V188H13ZM64 186H66L65 188H64ZM82 186V188L84 187V186H86V187H84L83 189H84V191H82L83 189H81L80 187ZM104 186L106 187H108L109 189H107V188H105L104 190H103V188H104ZM110 186V187H109ZM129 187L128 189L127 188H123V187ZM165 186H170V187H168L167 189H165L166 187ZM181 186V188L182 189H180V188H178V187H180ZM9 187V188H8ZM25 187V188H24ZM26 187H28L29 189L27 190L26 189ZM71 187V188H70ZM101 187V188H100ZM113 187V188H112ZM115 187V188H114ZM139 187V188H140ZM178 188V192H177V188ZM206 187V188H205ZM208 187V188H207ZM6 188H8V190H6L5 191V189ZM16 188V189H15ZM22 190H21V189ZM80 188V189H79ZM89 190H88V189ZM97 188V189H96ZM113 189V191H110L111 189ZM119 190H118V189ZM176 188V191L174 190ZM261 188H263V189H261ZM10 189H11V191L13 192H11L10 191ZM123 189V190H122ZM158 189L156 190V193L157 192H159L158 191ZM168 189H169V191H168ZM175 191V195H174V193L172 192L173 190ZM179 189L181 190L180 192H179ZM193 189V190H192ZM206 189V190H205ZM80 192H79V191ZM108 190V191H107ZM123 192H122V191ZM171 190V191H170ZM200 190V191H199ZM202 190H204V191H202ZM17 191H19V192H17ZM21 191V192H20ZM101 191H103V192H101ZM107 191V192H106ZM115 191V192H114ZM188 191V192H187ZM199 191V192H198ZM26 192V193H27ZM101 192V193H100ZM109 192V194H107ZM118 192H119V194H118ZM165 192H167V193H165ZM169 192V193H168ZM171 192H172V194L173 195H171ZM182 192H184V193H182ZM204 192V193H203ZM210 192H212V193H210ZM220 192V193H219ZM22 193H24L23 194V198H21V196H22ZM103 193V194H102ZM113 193V194H112ZM121 193H122V195H121ZM210 193V195H207V194H209ZM217 193H219V194H217ZM263 193V194H262ZM3 194V195H2ZM16 194H18V195H16ZM120 197H118L117 195ZM162 194V195H161ZM166 194V195H165ZM199 194H200V196L202 197V200H198L197 198H199L200 196H199ZM215 196H214V195ZM218 196H217V195ZM103 195V196H102ZM110 195H111V197H110ZM113 195H115L114 197H113ZM193 195V196H192ZM195 195H197L196 197H195ZM212 195V196H211ZM219 195H221V196H219ZM245 195V194H244ZM80 196V195H79ZM101 196V197H100ZM109 196V197H108ZM168 196H169V198H168ZM175 197V199H173L172 201H171V203H170V201H168V199L169 200H171L172 199V197ZM179 197V198H177V197ZM183 196V197H182ZM199 196V197H198ZM217 196V197H216ZM261 196H263L262 198H261ZM15 197V198H14ZM18 197V198H17ZM119 199H117V198ZM181 197V198H180ZM188 197V198H187ZM201 197H200V199H201ZM209 197V198H208ZM258 197H260V199H261V201H260V199L258 200ZM3 198H5V202H4V199ZM8 198L9 199H16L17 201H15L14 199H13V201H11V200H8ZM21 199V201H20V199ZM164 200H163V199ZM171 198V199H170ZM193 198V199H192ZM213 198V199H212ZM252 198H254V201H253V199ZM182 201V202H185L186 201V203L184 204V205H181L182 203H180V201ZM190 200V201H187V200ZM196 199L198 200V201H196ZM211 199L213 200V201H215L214 199H218L217 201H215V202H211ZM250 199H252V200H250ZM2 200H3V202H2ZM20 202H19V201ZM161 200H162V202L163 201H165L167 204H168V202H169V204L167 205L165 202H163V203H165L166 205H167V207L170 205L171 206V209H170V207L169 208H167V209H170V210H167L166 208H165V204H164V206L163 205H161V204H163V203H161ZM184 200V201H183ZM244 200V201H243ZM258 200V201H257ZM8 201V202H7ZM15 201V202H14ZM99 201V202H98ZM115 201H116V203H115ZM118 201H119V203H118ZM157 201H159V202H157ZM174 201V202H173ZM179 201V202H178ZM193 201V202H192ZM207 201H210V203L209 202H207ZM220 201V202H219ZM246 201V202H245ZM11 202H12V204H11ZM209 203V204H207V203ZM240 202V203H239ZM246 204H244V203ZM251 202V203H250ZM256 202V203H255ZM260 202V203H259ZM118 203V204H117ZM159 203H160V206L161 207H159ZM179 203H180V205H179ZM205 203V204H204ZM22 204V203H21ZM101 204V205H100ZM116 204V205H115ZM176 204V205H175ZM202 204V205H201ZM214 204V205H213ZM240 204V206H238ZM241 204H242V206H241ZM248 204H249V206L252 208V209H250V207H248ZM252 206H251V205ZM190 205V206H189ZM193 205V206H192ZM207 205V206H206ZM263 207H262V206ZM15 206V205H14ZM17 206V207H18ZM98 207V208H96V207ZM103 206V205H102ZM165 208L164 210H163V207ZM187 206H189L188 207V209L189 210H186V208H187ZM236 206H238V207H236ZM246 206H247V209H245L246 208ZM258 206V209L256 208ZM16 207V206H15ZM95 207V208H94ZM108 207H109V211L107 210L108 209ZM151 209H150V208ZM159 207V208H158ZM177 207V208H176ZM185 208V210L186 211H184V208ZM236 207V208H235ZM240 207V208H239ZM242 207H243V210H242ZM262 207V208H261ZM132 208H134V209H132ZM140 208V209H139ZM141 208H142V210H141ZM160 208L162 209V210H160ZM183 208V211L184 212H182V210H180V209H182ZM218 208V207H217ZM249 208V209H248ZM255 208V209H254ZM98 209H100V211L98 210ZM102 209H103V211H102ZM123 209V210H122ZM128 209V210H127ZM131 209H132V211H134V212H136V213H134V212H132L131 211ZM153 209V210H152ZM155 209V210H154ZM175 209H178L177 210V212H179V213H177L176 212V210ZM240 209V210H239ZM254 209V210H253ZM14 209H11L10 210V212H9V210H7V212H6V214H8V215H6V218L8 219V218H10L11 220H12V218H13V216H14V214L15 213H12V212H14L13 211ZM106 210V211H105ZM112 210H114V212L112 211ZM147 210V211H146ZM159 210V211H158ZM165 210H167L166 212H163V211H165ZM171 210H172V212H171ZM180 210V211H179ZM245 210H246V212H245ZM250 210H253V212H251ZM256 210V211H255ZM258 210V211H257ZM100 213H99V212ZM105 211V212H104ZM119 211V212H118ZM123 211H125V214H126V212H127V215H123ZM130 211V212H129ZM160 212V213H158V212ZM96 212H98L97 214H95ZM109 212V213H108ZM111 212H112V215H110L111 214ZM116 212H118V214L116 213ZM121 212H122V214H121ZM142 212V213H141ZM143 212L146 214L147 212H149V213H147L146 215H144L143 214ZM155 212H157V214H156V216H155ZM169 212V213H168ZM176 212V213H175ZM193 212V211H192ZM242 212V213H243ZM11 215H10V214ZM105 213L107 214L108 213V215L109 216H113L111 219H113L112 220V222H111V219L109 218V221H108V223H106L107 221H106V219H108V217L105 215ZM129 213V214H128ZM174 214L175 213V216L177 215V218H174V216L172 215V214ZM187 214V215H184V214ZM189 213V214H188ZM255 213L257 214V217H256V215H255ZM101 214V215H100ZM153 214V215H152ZM162 214H164V215H162ZM166 214V215H165ZM181 214H183V215H181ZM96 215H98L97 217H95ZM115 215H117V217L115 216ZM138 215H139V217H138ZM169 215H170V219H169ZM172 215V216H171ZM179 215H181V216H179ZM197 215V214H196ZM262 215V216H261ZM93 216H94V218H93ZM101 216H102V218H103V221H102V219H101ZM104 216H106V217H104ZM121 216V217H120ZM124 216H126L128 219H132V220H130V222H129V220L127 219V218H125ZM134 216H136V219H137V221H139V223L140 224H138L137 223V221H136V219H135V217ZM152 216H153V218H160V221H157L156 219V222L158 223V224H156V223H154V221L151 219L152 218ZM115 217V218H114ZM122 217H124V218H122ZM132 217V218H131ZM162 217V218H161ZM163 217H165V220H164V218ZM167 217V218H166ZM182 217H184V220H182L181 221V219H183ZM187 217V218H186ZM189 217V218H188ZM16 218V217H15ZM95 218H98V221H96L97 219H95ZM118 218V219H117ZM134 218V219H133ZM180 218V219H179ZM185 218H186V221H185ZM197 220H196V219ZM10 219H8V220H10ZM92 219H93V221H92ZM94 219H95V224H94ZM116 219H117V221L119 220L120 221V219H121V221L119 222V224L117 223V221H116ZM150 219H151V221H150ZM161 219H163V224H161L162 222H161ZM173 219V220H172ZM190 219H193L192 220V222H191V220L189 221ZM90 220L93 222H90ZM128 221V222H125V221ZM147 220H148V222H147ZM178 220H180L179 222H177ZM102 221V222H101ZM146 221V222H145ZM175 221V222H174ZM191 222L190 224H191V228L192 229H194V230H192L189 226L190 225H187L188 224V222ZM100 222L102 223V225L100 224ZM110 222V223H109ZM151 222V223H150ZM170 222H172V223H170ZM194 222L196 223V224H194ZM123 225H122V224ZM134 223H136L137 225H138V227H137V225H134ZM150 223V224H149ZM152 223H154L153 225H157L156 227L155 226H152ZM160 223V224H159ZM187 223V224H186ZM92 224V225H91ZM94 224V225H93ZM112 224V225H111ZM114 224V225H113ZM127 224H128V226H127ZM146 224V225H145ZM171 224V225H170ZM263 224V225H262ZM98 225L103 229L102 231H101V228H98ZM105 225H107V229L108 230H106L105 229ZM108 225H111V226H108ZM131 225H132V228H131ZM140 225H142V226H140ZM169 225H170V227H169ZM195 225V226H194ZM96 226V227H95ZM102 226H104V227H102ZM145 226V227H144ZM148 226V227H147ZM152 227V229H151V227ZM158 226H161V227H158ZM186 226V227H185ZM256 226V227H255ZM262 226V227H261ZM110 227V228H109ZM117 228V229H114L113 230V228ZM135 227V228H134ZM147 227V228H146ZM164 227V228H163ZM167 227V228H166ZM182 227V228H181ZM261 227V228H260ZM85 228H91V229H94V231H93V234L91 233L92 232V230L90 229V232L86 229V231H87V233H86V231H85ZM138 228V229H137ZM145 228V229H144ZM149 228V229H148ZM155 228H157V229H161V228H163V229H159V230H156ZM168 228H169V230H168ZM199 228V229H198ZM100 229V230H99ZM147 229H148V231H147ZM173 229V230H172ZM180 229V230H179ZM190 229H191V231H190ZM196 229V230H195ZM99 230V231H98ZM166 230V231H165ZM179 230V231H178ZM186 230H189L188 232L192 235L193 233V236H189V234H187L186 235V233H187V231ZM202 230V232L200 233V231ZM204 230V231H203ZM95 231H98V232H95ZM101 231V232H100ZM159 231H161L162 232V234H160V232L158 233ZM163 231H165V233H163ZM181 231V232H180ZM194 231V232H193ZM196 231H199V235L197 234L198 232H196ZM89 232V233H88ZM112 232V233H111ZM147 232V233H146ZM151 232V233H150ZM168 232V233H167ZM193 232V233H192ZM195 232H196V234H195ZM91 233V234H90ZM97 233H98V235L99 236H97ZM105 233L107 234V235H105ZM148 233H150V234H148ZM157 233V234H156ZM170 233V234H169ZM81 234H82V236H81ZM91 235V237H92V239H91V237H90V235ZM94 234H96V235H94ZM102 234V235H101ZM104 234V235H103ZM143 234V235H142ZM165 234V235H164ZM87 235H89V237H86ZM93 235L96 237V239L93 237ZM110 235V236H109ZM129 235V236H128ZM146 235L148 236L147 238L148 239H145L146 238ZM156 235V236H155ZM178 235V236H177ZM185 235H186V238H185ZM195 235V236H194ZM197 235V236H196ZM218 235V236H217ZM86 237V239H82L83 237ZM107 237V239H106V237ZM111 237L110 239H109V237ZM152 236V238L151 239H155V240H151L150 239V237ZM153 236H155V237H153ZM178 238H177V237ZM189 236V237H188ZM206 238H205V237ZM208 236V237H207ZM215 236H217L216 238H215ZM84 237V238H85ZM100 237V238H99ZM166 237V238H165ZM170 237H172V238H170ZM174 237V238H173ZM194 237H196L195 239H193ZM81 238V239H80ZM93 238L95 239V240H93ZM105 238V239H104ZM163 238H165V239H162ZM179 239V242H180V240H181V242L178 244H176L175 242L174 243H172L171 244V242L172 241H175V239ZM181 238V239H180ZM193 240H192V239ZM161 239V240H160ZM174 239V240H173ZM176 239V242L178 241ZM186 239V240H185ZM189 239H190V243H189ZM216 239V240H215ZM20 239H18V242H21V241H23V238L19 241ZM83 240V241H82ZM85 240V241H84ZM88 240H90V242L88 241ZM97 241V242H92V241ZM105 240V241H104ZM149 240H151V241H149ZM157 240V241H156ZM205 242H204V241ZM219 240H221V241H219ZM75 241V242H74ZM184 241H185V244H184ZM203 241V242H202ZM212 241V242H211ZM217 241V242H216ZM74 242V243H73ZM84 242L86 243L85 245H84ZM89 242V243H88ZM113 242V243H112ZM115 242V243H114ZM133 242H134V244H133ZM139 242V243H138ZM145 242V243H144ZM152 244H151V243ZM159 242H161V243H159ZM170 242V243H169ZM193 243V248H195V250L193 251V249L191 248L192 247V245H190V244H192ZM208 242H209V244H211L212 243V246L211 245H209L210 246V248H208V249H206V246L208 245ZM220 242H221V245H219L220 244ZM143 243V244H142ZM152 245V246H150V244ZM206 243H207V245H206ZM223 243V244H222ZM261 243V244H260ZM262 243H263V240H262V242L260 241L258 244H254V245H250V246H246V247H244V249L243 250H241V252L239 253V256H237V257H235V258H233V259H231V255L230 254H232V252H230L229 254L228 253H226V251H224V250H222V251H220L219 253L217 252V251H215V252H217L218 253V255L220 254V256H222L223 254H225V255H223L222 257H225L226 256V254H227V256L225 257V258H228V256L230 257V258H228V259H230L228 262H226L228 259H226V261H225V258H223V260H221L222 259V257H220V261H222L221 263H220V261H218L217 259L219 258L218 257V255L216 254V253H213V254H216L217 255V257H213V258H215V259H213V260H216L215 261V264H224L223 263V261H225L227 264H232V262L234 263V261H236V262H238V263H234V264H243V263H245V261H247V259L248 258H244V257H251L252 255H253V253H255V251L259 248V247H261L262 246ZM89 244V245H88ZM92 244H95V245H93L94 247L92 248ZM121 244H124V245H121ZM128 244V245H127ZM175 244V245H174ZM202 244H203V247H202ZM205 244V245H204ZM214 244V245H213ZM144 245V246H143ZM156 245V246H155ZM157 245H159L158 247H157ZM174 245V246H173ZM177 245V246H176ZM179 245V246H178ZM186 245V246H185ZM198 245V246H197ZM200 245V246H199ZM219 245V247H216V246H218ZM75 246H77L76 248H75ZM86 246H88V247H86ZM90 246H91V248H90ZM107 246V247H106ZM148 246H150V247H148ZM154 246V247H153ZM162 246H164V247H162ZM176 246V247H175ZM182 246H183V249H182ZM190 246V247H189ZM208 246V247H209ZM65 247V248H66ZM99 247V248H98ZM106 247V248H105ZM148 247V248H147ZM157 247V248H156ZM170 247V248H169ZM189 247V248H188ZM82 248V249H81ZM87 248H88V250H91V251H87ZM115 248H116V250H115ZM119 248V249H118ZM125 248V249H124ZM146 248H147V251H146ZM178 248V249H177ZM201 248H202V250H204V249H206V250H204L203 251V253L201 252L202 250H201ZM211 248H214V249H211ZM72 249V250H73ZM84 249V253H82V255L84 254L85 256H86V253H88V254H90L89 256H86L85 258H79L80 257V255H81V253H79V252H82V250ZM114 249V250H113ZM124 249V250H123ZM149 249V250H148ZM160 249V250H159ZM178 251H177V250ZM181 249V250H180ZM187 249H188V251H187ZM247 249H248V251H247ZM65 250H67V252H66V254H65ZM93 250V251H92ZM128 250V251H127ZM140 250V251H139ZM158 252H157V251ZM169 252H168V251ZM171 250V251H170ZM180 250V251H179ZM183 250V251H182ZM191 252H190V251ZM198 252H197V251ZM200 250V251H199ZM7 253V254H9L8 252L10 251V252H13V250L11 249V250H9V251H7V249L6 248H2V250L0 251V262H2L3 263V259H5L4 257H3V254L5 255V252ZM87 251V252H86ZM104 251V252H103ZM144 251H146V252H144ZM149 251H152V253L151 254H148V253H150ZM166 251H167V253H166ZM175 251L177 252V254H175ZM186 251V252H185ZM208 253H206V252ZM225 253H224V252ZM86 252V253H85ZM145 254H144V253ZM157 252V253H156ZM164 252L166 253L165 255H166V257L164 256ZM246 252V253H245ZM80 255H79V254ZM92 253V254H91ZM95 253V254H94ZM98 253H100V254H98ZM116 253V254H115ZM139 253V254H138ZM156 253V254H155ZM170 253H171V255H170ZM184 253V255H182ZM187 253V254H186ZM191 254V255H189V254ZM195 253V254H194ZM221 253H222V255H221ZM11 254V253H10ZM87 254V255H88ZM113 254V255H112ZM136 254V255H135ZM161 254V255H160ZM173 254V255H172ZM180 254H181V256H180ZM202 254H203V256H202ZM212 254V255H213ZM79 255V256H78ZM144 255L145 256H149V257H144ZM153 255V256H152ZM157 255V257H158V259H157V257L155 258V256ZM206 255V256H205ZM72 256V257H71ZM77 256V257H76ZM160 256H162V258L160 257ZM180 256V257H179ZM59 257V258H58ZM82 257V256H81ZM84 257V256H83ZM109 259H108V258ZM155 258V259H157V260H155V259H153V258ZM173 257V258H172ZM61 258V259H60ZM75 258V259H74ZM80 260H79V259ZM107 258V259H106ZM141 258H144V260H143V263H142V260H140ZM147 258V259H146ZM161 258V259H160ZM209 258V259H208ZM60 259V260H59ZM66 259V260H65ZM74 259V260H73ZM78 259V260H77ZM139 259V260H138ZM150 259H152V261L150 260ZM172 259V260H171ZM177 259V260H176ZM66 261V262H63V261ZM108 260V261H107ZM150 260V261H149ZM173 260H175V261H173ZM185 260H186V262H185ZM195 260V261H196ZM198 261V263L197 262H193L194 264H199V262H200V264H203V263H206L205 262V260H204V262H203V260H202V263H201V261ZM241 260H242V262H241ZM243 260H245V261H243ZM61 261V262H60ZM71 261H74V262H72L71 263ZM107 261V262H106ZM166 261V262H165ZM191 261H189V263L191 262ZM212 261V262H211ZM54 262V264H57V263H55ZM154 262V263H153ZM157 262V263H156ZM192 262L190 263V264H192ZM217 262V263H216ZM189 263H187V264H189ZM1 264V263H0Z\"/></svg>",
  "mask_w": 264,
  "mask_h": 264
},
{
  "label": "bare ground",
  "instance_id": "obj_2",
  "mask_svg": "<svg viewBox=\"0 0 264 264\" xmlns=\"http://www.w3.org/2000/svg\"><path fill=\"white\" fill-rule=\"evenodd\" d=\"M67 1V2H66ZM69 0H5V1H3L2 0V2L0 3V41H1V43H0V45H2L3 43V41H8V42H10L11 40H13V38L14 37H16L17 35H19V32L21 31L20 30V28H18L17 29V27H16V25H17V22H19L18 24L19 25H22V26H24V27H27L28 28V31H29V27L31 28V27H33V25H34V27H37L38 25L40 26L41 24L40 23H42L41 22V18L42 17H44V20L46 19L45 18V16H49V15H51V17L52 16H55V17H58L59 18V16H56L55 14H58V12L59 11H57V10H60L63 14L66 12V13H68L67 12V10L68 9H70L71 8V6L74 4V1L73 0H70L69 2H68ZM71 1H73V4H72V2ZM79 1V0H78ZM113 1V0H112ZM115 1V0H114ZM113 1V2H114ZM123 1V0H122ZM121 1V2H122ZM169 2H170V0H168ZM167 1V2H168ZM200 2H202L201 0H199ZM217 1V0H216ZM243 1V0H242ZM241 1V2H242ZM261 1V0H260ZM67 4H66V3ZM75 2H77V0L75 1ZM101 2V1H100ZM132 2V1H131ZM139 2H141V4H142V6L143 5H145L146 7H147V4H146V2H142V1H139ZM148 2V1H147ZM152 2H156V0H154V1H152ZM151 2V3H152ZM175 2V1H174ZM232 2V1H231ZM235 2V1H234ZM254 2V1H253ZM255 2H257V0H255ZM255 2L254 3H252V4H255ZM68 3H70V4H68ZM82 3V2H81ZM86 3V2H85ZM89 3H91L90 2V0H89ZM88 3V4H89ZM93 3H95V2H93ZM93 3H91V4H93ZM109 3H111V1L109 2ZM149 3V2H148ZM205 3V2H204ZM228 3V2H227ZM245 4H244V6L246 5V2H244ZM248 3V2H247ZM78 4H80V3H78ZM77 4V5H78ZM96 6H98L99 4H98V2L96 1ZM95 4H94V6H95ZM139 4V3H138ZM231 4V3H230ZM256 4H260V2L258 1ZM67 5H70V8L67 6ZM106 5V4H105ZM126 5V4H125ZM124 5V6H125ZM128 5H129V3H128ZM127 5V6H128ZM200 5V4H199ZM205 5V4H204ZM210 5V4H209ZM211 5H213V4H211ZM228 5V4H227ZM234 5H235V3H234ZM234 5H232L233 7H235ZM248 5H249V3H248ZM248 5H247V7H248ZM76 6V5H75ZM79 6V5H78ZM82 6V5H81ZM88 6V5H87ZM93 6V7H94ZM114 6V5H113ZM124 6H123V8H124ZM137 6V5H136ZM151 6H153V8L151 9V15L149 16L152 20H154V24L155 25H157V28H159V34H157L156 35V37L155 38H153V40L152 41H140V39H139V36H138V39H139V41H134V39L133 38H131V37H127L126 38V42H131L132 41V47L130 46V48H131V50H130V48H129V52H128V55H127V59H126V63L123 65V67H119L118 68V66H116V68H118V69H120V72H118L119 74H120V76H119V74H118V76H119V79H118V82L116 81V79H115V82H117V84L115 85V87L113 88V90L112 89H110L109 90V92L106 90V93H108L107 94V96L105 97V98H103V102H105V104L103 105L104 107H102L103 109H101L100 111H97V119L91 124V125H89V124H87V125H89V126H87L86 128V130H85V132H83V134H82V127L83 126H81V125H79L80 127H81V129L79 128V131L81 132L80 133V139H79V141L78 140H75L74 138H72V142L74 141H76V144H77V148L75 149V150H73L72 149V147L71 148H69V149H71V150H73V151H71L72 153L69 155V153H67V151H69V150H65V155L66 156H70L67 160L65 159V161H64V159L62 158V157H57V160H56V162H61V163H63L62 164V168H68V167H70V166H73V165H75L76 163L78 164H80V161L82 160V158H83V156L88 152V145L90 144V142H91V144H94V143H96L95 141H96V139L95 140H92L93 139V136H95V132H96V130H98L97 128H99L98 127V125H99V123H100V121H101V119H103L104 118V116L105 115H107L106 113H108V110H110V108L112 107V106H114L120 99H123V102L126 100V98L128 97H130V95H138V94H141V95H145L144 97V99H142V98H140V100H142V101H138L139 100V97H138V100H136V101H138L136 104H134L133 105V107L132 108H129V110L127 109V110H125V111H120V113H119V111L118 110H120V109H122V108H119L118 110L116 109V112L117 113H115V114H113V112H112V116L111 115H109V116H111V117H109L108 115L106 116V120H105V124L106 125H109V130L108 131H106V133L105 134H103V132L105 131H103V130H101V128L99 129V130H101V133L104 135L103 136V138H102V142L103 141H106V139H107V137H108V139L107 140H109L110 138H112V137H114V139L116 138L117 140L115 141V143H116V146H115V148L117 147V144H118V142L117 141H120L119 139H120V136L121 135H125L126 133H123V134H121L122 132H124L127 128L129 129L130 127H127L128 126V124H129V122H130V120H132V118H133V116L135 115V110H137V109H139V108H141V106L142 105H147V106H149L150 107V110H151V112L153 113V115H155V117L154 116H152V117H154V121H152V125L154 126H162V125H164V124H166L167 125V122H168V120H174V121H176V126H178L179 124L181 125H184L183 123H191L192 122V119H191V116H193L201 107H204L206 104L205 103H207V101H209L208 99H211V98H213L214 97V95H213V93H211V92H208V89L210 90V91H212L211 89H213V88H215L214 87V85L213 86H211V89L210 88H208L211 84H209V86H207V91L206 92H203V93H201L200 92V90H201V86L204 84V81L206 82V81H208V80H204L203 78H202V76H192V77H190V78H186V77H188V76H183V77H181V76H177V78L176 79H173L171 82H169V84H167L168 85V87L167 88H165L166 90L164 91V89H162V90H159L157 93H154V91L153 92H150L151 90L150 89H152V90H154L153 89V87L149 84V83H147V82H149V81H147L148 79L146 78V73L147 72H144L143 71V67L145 66V62H146V59H147V57H149L148 55L149 54H151V53H153L159 46H161L160 48H163L164 50L166 49V48H173V43L171 44V42H172V40L170 41V42H167L169 39H167L168 38V36L170 37L171 36V34L172 33H174L173 31L175 30V29H177V27H178V23H179V21H180V19H179V17L178 16H173V9H171V7H169V5H167L166 4V0H159V3L156 5V6H154L153 4L151 5ZM187 6V5H186ZM190 6H191V4H190ZM198 5L196 4V7H197ZM225 5H223V8H228V7H231L230 5H228V7H224ZM236 6H238L236 9L234 8V10H237V9H242V10H244L243 8H240L239 6V3H237L236 2ZM251 5H249V7H250ZM259 6H262L261 8L259 7ZM259 6H257V7H259L260 8V10L258 11V12H261V14L258 16V18L257 17H255L256 16V14H258V12L257 13H254V12H248L245 16H244V14H243V16L245 17H242L243 19H244V21L245 22H240V23H242L243 24V26H240V27H238L237 26V29H238V31H237V29H236V31L234 32L233 30H231L232 29V27L235 25L234 23V25H232L230 22H229V20L228 19H230V17L228 18V16H229V14H228V16H226L228 19H226L225 18V15H224V18L226 19V21L227 22H225V20H223L225 23L223 24V22L221 21L222 19H219L220 21H221V23H219L218 22V16L216 17L217 19H216V21H217V23H216V21H215V15H211L212 14V12L213 11H215V10H217L218 12H220L221 14H224V13H222V12H224V10H221V9H213V10H211L212 12H211V14H210V16H208V19H210V20H206V22H205V19L207 18H205L204 20H203V17L201 18L202 20H203V23H197L196 22V24L197 25H199L200 26V28H197V30H196V33L195 34H197V36H199L200 35V37H198V38H201V40H202V42H204L203 40H205L206 42H211V43H213V41H214V43H215V40L217 41V39H220V37H221V39H222V37L223 36H225L224 38V40L222 39V41H223V43H224V41L227 43V41H232V40H234V39H238V38H240V41H239V39L237 40V41H239L238 42V48H236V46L234 47L235 49L234 50H227V51H224V52H222V53H218L217 55V57H216V55L214 56V57H216L215 58V60L216 61H213L214 62V67H215V64L218 62V63H220V64H223V65H221L222 66V68L221 69H219V70H217L216 68V70L213 68V70H214V72L216 71V73L213 75V76H211V77H213L212 79H214V77H218L219 79H223V78H225V80L222 82V88L220 87V89H227V93H236V92H238L239 90L241 91V87H242V85H243V78L244 77H249V76H247L246 75V73L244 74V72H242L240 69H243L244 67L242 66V68H241V66H240V69L237 67V66H239L240 64H242V63H240L239 64V62H238V64L239 65H236V63H237V61H240L241 59H243V58H245V57H247V56H253V62H258V61H261V62H263L264 63V37H261V36H259V26H261V24H262V22H260L261 20L260 19H262L263 20V18H264V0H262V2H261V5H259ZM100 7V6H99ZM110 7H112V4H111V6ZM132 7V6H131ZM149 7V6H148ZM233 7H232V12H233ZM241 7H242V5H241ZM248 7V8H249ZM109 8V7H108ZM114 8V7H113ZM145 8V7H144ZM150 8V7H149ZM199 8V7H198ZM201 8V7H200ZM252 8H256V7H254V6H252ZM251 8V9H252ZM62 9V10H61ZM91 9H92V7H91ZM99 9V8H98ZM102 9H104V8H102ZM105 9H107V8H105ZM104 9V10H105ZM132 9V8H131ZM170 9H171V15L170 16H168V15H165V13L167 12V11H169L170 12ZM246 9V8H245ZM250 9V8H249ZM251 9H250V11H251ZM256 9H258V8H256ZM100 10H101V8H100ZM191 10V9H190ZM198 10V9H197ZM220 10V11H219ZM242 10H240V11H242ZM91 11V10H90ZM96 11V10H95ZM98 11V10H97ZM121 11V10H120ZM119 11V12H120ZM135 11V10H134ZM148 11V10H147ZM186 11V10H185ZM184 11V12H185ZM195 11V10H194ZM199 11H202V10H199ZM198 11V12H199ZM207 11V10H206ZM216 11V12H217ZM238 11V10H237ZM57 12V13H56ZM100 12V11H99ZM99 12H98V14H99ZM190 12V11H189ZM203 12H204V10H203ZM213 13V14H218V12L217 13ZM232 12H230V13H232ZM15 13H17V15H15ZM54 13V14H53ZM65 13V14H66ZM97 13V12H96ZM106 13V12H105ZM121 13V12H120ZM142 13V12H141ZM191 13V12H190ZM229 13V12H228ZM53 14V15H52ZM59 14H60V12H59ZM58 14V15H59ZM93 14H95V12L93 13ZM177 14V13H176ZM208 14V13H207ZM227 14V13H226ZM60 15H62V14H60ZM67 15V14H66ZM90 15H92V14H90ZM108 15V14H107ZM113 15V14H112ZM120 15V14H119ZM178 15V14H177ZM231 15V14H230ZM234 15V16H233ZM232 15V17L234 18V17H236V13L235 14H233ZM241 15V14H240ZM77 16H79V14L77 15ZM182 16V15H181ZM180 16V17H181ZM203 16V15H202ZM50 17V18H51ZM63 17H65V16H63ZM74 17V16H73ZM92 17V16H91ZM90 17V18H91ZM103 17V16H102ZM112 17V16H111ZM110 17V18H111ZM205 17V16H204ZM210 17V18H209ZM221 17H223V15L222 16H220V18ZM240 17V16H239ZM240 17V18H241ZM263 17V18H262ZM85 18V17H84ZM241 18V19H242ZM54 19V18H53ZM57 19V18H56ZM75 19V18H74ZM122 19V18H121ZM184 19V18H183ZM235 19L236 18H234V22H235ZM242 19V20H243ZM40 20V21H39ZM44 20H42L43 21V26H40V27H42V30H43V32L44 31H46V30H48V29H51V30H48L49 32L50 31H52V28H50V22H46V20H45V22H46V24H44L45 22H44ZM61 20V19H60ZM116 20H117V18H116ZM119 20V19H118ZM232 20L233 19H230V21L232 22ZM239 20V19H238ZM37 21L39 22V24L37 23ZM48 21V20H47ZM89 21V20H88ZM111 21V20H110ZM120 21V20H119ZM118 21V22H119ZM133 21V20H132ZM213 21H215V23L213 22ZM239 21H241V20H239ZM62 22V21H61ZM72 22V21H71ZM76 22V21H75ZM80 22V21H79ZM126 22H128V21H126ZM191 22V21H190ZM189 22V23H190ZM202 22V21H201ZM237 22V21H236ZM38 24L37 26H35V24ZM56 23H57V21H56ZM65 23V22H64ZM104 23V22H103ZM120 23V22H119ZM119 23H117V24H119ZM230 23V25H232L231 26V29H229V24ZM261 23V24H260ZM66 24V23H65ZM87 24V23H86ZM121 24V23H120ZM135 24H137V23H135ZM182 24V23H181ZM184 24V23H183ZM220 24V25H219ZM237 24V23H236ZM239 24V23H238ZM241 24V25H242ZM73 25V24H72ZM190 25V24H189ZM103 26H105V25H103ZM120 26H122V25H115V26H113V25H110V27L108 26V28H106L105 30H103V32L105 31H114V32H116V31H119L120 29ZM136 26V25H135ZM198 26V27H199ZM236 26V25H235ZM21 27V26H20ZM55 27V26H54ZM101 27V26H100ZM107 27V26H106ZM127 27V26H126ZM128 27H130V26H128ZM180 27V26H179ZM178 27V28H179ZM188 27V26H187ZM187 27H186V29H187ZM195 27H197L196 25H195ZM236 28V27H235ZM37 29H39V28H37ZM41 29V28H40ZM39 29V30H40ZM122 29V28H121ZM124 29V28H123ZM122 29V30H123ZM138 29V28H137ZM192 29H194V28H192ZM199 29V30H198ZM234 29V28H233ZM23 30V29H22ZM25 30V29H24ZM27 30V29H26ZM62 30V29H61ZM86 30V29H85ZM91 30V29H90ZM156 30V29H155ZM189 30V29H188ZM191 30V29H190ZM189 30V31H190ZM235 30V29H234ZM262 30V29H261ZM31 31V30H30ZM29 31V32H30ZM32 31H38V30H36V28H34V29H32ZM41 31V30H40ZM53 31H54V29H53ZM69 31V30H68ZM137 31V30H136ZM176 31V30H175ZM177 31H179V30H177ZM185 31H187V30H185ZM192 31H195V30H192ZM191 31V32H192ZM229 31H232V32H234V33H236V34H232L231 32H229ZM39 32V31H38ZM97 32V31H96ZM102 32V31H101ZM106 32V34H109V32L107 33ZM113 32V33H114ZM134 32V31H133ZM156 32V31H155ZM21 33V32H20ZM26 34H28L27 32H25ZM32 33V32H31ZM99 33V32H98ZM144 33V32H143ZM156 33H158V32H156ZM187 33H188V31H187ZM227 33H230L229 35H231L233 38H230L229 37V35H227V40H226V34ZM262 33H263V30H262ZM25 34V35H26ZM60 34V33H59ZM74 34V33H73ZM83 34V33H82ZM90 34V33H89ZM92 34V33H91ZM91 34L90 35H88V34H85L86 36H82L81 38H79V36H78V39L80 40L79 42H81V40H86L87 38H89V37H91ZM97 34V33H96ZM100 34V33H99ZM104 34V33H103ZM115 34V33H114ZM121 34V33H120ZM152 34L153 33H151L150 35V37L149 38H151L152 37ZM178 34V33H177ZM180 34V33H179ZM178 34V35H179ZM190 34V33H189ZM188 34V35H189ZM194 34V35H195ZM260 34H261V32H260ZM29 35V34H28ZM27 35V36H28ZM32 35V34H31ZM66 35H69V34H66ZM128 35V34H127ZM133 35V34H132ZM146 35V34H145ZM145 35H144V37H145ZM185 35H186V33H185ZM262 35V34H261ZM72 36H74V35H72ZM130 36V35H129ZM142 36V35H141ZM147 36H148V34H147ZM190 36V35H189ZM193 36V35H192ZM196 36V35H195ZM29 37V36H28ZM97 37H99L98 35H97ZM105 37H106V35H105ZM111 37V36H110ZM173 37H175V36H173ZM180 37V39H177L178 40V44L181 42V40H183V42H184V39L182 38L181 39V36H179ZM182 37H184V36H182ZM194 37V36H193ZM228 37L230 38V39H228ZM19 38H21L20 37V35H19ZM22 38H23V36H22ZM21 38V39H22ZM124 38V37H123ZM172 38V37H171ZM178 38V37H177ZM187 38V37H186ZM189 38V37H188ZM198 38H196V39H198ZM16 39V38H15ZM21 39H19V41L21 40ZM26 39V38H25ZM43 39V38H42ZM60 39V38H59ZM137 39V40H138ZM143 39V38H142ZM152 39V38H151ZM165 39H167L166 40V42L168 43H166L165 42V44H164V40ZM17 40V39H16ZM76 40V39H75ZM103 40V39H102ZM124 40V39H123ZM146 40V39H145ZM176 40V41H177ZM186 40V39H185ZM190 40V39H189ZM188 40V41H189ZM18 40L16 41V42H19ZM40 41V40H39ZM104 41V40H103ZM107 41H109V38H108V40ZM180 41V42H179ZM191 41V40H190ZM193 41V40H192ZM236 41V42H237ZM8 42H7V44H8ZM14 42H15V40H14ZM28 42V41H27ZM66 42V41H65ZM89 42V41H88ZM106 42V41H105ZM105 42H103V43H105ZM182 42V43H183ZM199 42H201V41H199ZM235 42V41H234ZM13 43V42H12ZM78 43V42H77ZM120 43H121V41H120ZM174 43H175V41H174ZM182 43H180L181 45H182ZM193 43H195V40H194V42ZM245 43H248L249 45H250V48H247V47H244L245 45ZM4 44H5V42H4ZM19 44H21V43H19ZM100 45H101V43H99ZM98 43H96V45L98 46L99 45ZM107 44V43H106ZM162 44H163V46H162ZM176 44V43H175ZM208 43H206L205 45H207ZM210 44V43H209ZM208 44V45H209ZM225 44V43H224ZM243 44V45H242ZM6 45V44H5ZM18 45V44H17ZM22 45V44H21ZM75 45V44H74ZM96 45H94V47H97ZM131 45V44H130ZM185 45V44H184ZM193 45V44H192ZM196 45V44H195ZM201 45H203V44H201ZM207 45V46H208ZM20 46V45H19ZM176 46H178L177 44L175 45V47H174V49H173V51L174 50H176L175 48H176ZM189 46H191V45H189ZM188 46V47H189ZM194 46V45H193ZM247 46V45H246ZM4 47H7V46H4ZM10 47V46H9ZM84 47V46H83ZM90 47V46H89ZM123 47V46H122ZM182 47V46H181ZM180 47V48H181ZM202 47V46H201ZM206 47V46H205ZM204 47V48H205ZM209 47V46H208ZM223 47V46H222ZM1 48V47H0ZM69 48V47H68ZM74 48V47H73ZM98 48V47H97ZM97 48H96V51H97ZM159 48V49H160ZM179 48V49H180ZM192 48V47H191ZM232 48H233V46H232ZM231 48V49H232ZM66 49V48H65ZM91 49V48H90ZM95 49V48H94ZM99 49V48H98ZM124 49H126V47L124 48ZM197 49V48H196ZM198 49H200V48H198ZM227 49V48H226ZM230 49V48H229ZM14 50V49H13ZM30 50V49H29ZM71 50H72V47H71ZM87 50V49H86ZM216 50V49H215ZM214 50V51H215ZM221 50H223V49H221ZM220 50V51H221ZM109 51V50H108ZM201 51H202V48H201ZM218 51H219V49H218ZM11 52V51H10ZM64 52V51H63ZM111 52H113V51H111ZM162 52V51H161ZM79 53V52H78ZM81 53V52H80ZM88 53V52H87ZM95 53V52H94ZM102 53V52H101ZM122 53V52H121ZM154 53H156V52H154ZM165 54L167 53V52H164ZM203 53V52H202ZM106 54V53H105ZM113 54V53H112ZM120 54V53H119ZM168 54V53H167ZM166 54V55H167ZM173 54V53H172ZM174 54H175V52H174ZM197 54V53H196ZM200 54V53H199ZM5 55V54H4ZM65 55H67V54H65ZM68 55H70L69 53H68ZM114 55V54H113ZM154 55V54H153ZM158 55V54H157ZM192 55H194V54H192ZM2 56V55H1ZM85 56V55H84ZM94 56V55H93ZM98 56V55H97ZM97 56L95 57L96 59H97ZM119 56V55H118ZM165 56V55H164ZM200 56V55H199ZM206 56V55H205ZM115 56H113V58H114ZM120 57V56H119ZM201 57V56H200ZM94 58V59H95ZM122 58V57H121ZM146 58V59H145ZM155 58V57H154ZM194 58V57H193ZM198 58V57H197ZM211 58H212V56H211ZM248 58V61H247V63L250 61V59L249 58H251V57H247ZM64 59V58H63ZM144 59H145V61H144ZM251 59V60H252ZM91 60V59H90ZM152 60H154V59H152ZM178 60V59H177ZM192 60V59H191ZM214 60V59H213ZM246 60V59H245ZM245 60H244V62H245ZM5 61V60H4ZM3 61V62H4ZM31 61V60H30ZM30 61H28V62H30ZM109 61V60H108ZM107 61V62H108ZM125 61V60H124ZM123 61V62H124ZM147 61H149V60H147ZM171 61V60H170ZM193 61V60H192ZM242 61V60H241ZM240 61V62H241ZM66 62V61H65ZM85 62H86V60H85ZM155 62V61H154ZM199 62V61H198ZM211 62H212V60H211ZM243 62V64L245 65V63ZM255 62V63H256ZM111 63H114V62H112L111 61ZM110 63V64H111ZM246 63V64H247ZM249 63H251V61L249 62ZM1 64H3V63H1ZM91 64V63H90ZM109 64V65H110ZM120 64V63H119ZM122 64V63H121ZM147 64H148V62H147ZM178 64V63H177ZM220 64L218 65V66H220ZM235 64V65H234ZM254 64V63H253ZM4 65V64H3ZM217 65V64H216ZM249 65V64H248ZM247 65V66H248ZM7 66V65H6ZM97 66H99V65H97ZM151 66V67H150ZM149 67L150 68H152V65H150ZM174 66V65H173ZM176 66V65H175ZM186 66V65H185ZM197 66V65H196ZM246 66V67H247ZM2 67V66H1ZM0 67V68H1ZM86 67H87V65H86ZM96 67V66H95ZM164 67V66H163ZM249 67V66H248ZM256 67V66H255ZM263 67V66H262ZM62 68V67H61ZM92 68V67H91ZM219 68V67H218ZM257 68V67H256ZM86 69V68H85ZM93 69V68H92ZM95 69V68H94ZM153 69H155V67L153 68ZM156 69H157V67H156ZM159 69H160V67H159ZM159 69H157V71H159ZM206 69V68H205ZM6 70V69H5ZM83 70V69H82ZM88 70V69H87ZM96 70V69H95ZM117 70V69H116ZM145 70V69H144ZM195 70V69H194ZM86 71V70H85ZM89 71H91V70H89ZM150 71V70H149ZM202 71V70H201ZM201 71H200V73L199 74H201ZM263 70H261V72H262ZM83 72H84V70H83ZM161 72H163V71H161ZM248 72H251L252 73V71H248ZM259 72H260V70H259ZM4 74L6 73V72H3ZM3 73L1 72L0 74H2L3 75ZM88 73V72H87ZM116 73V72H115ZM151 74H152V71L150 72ZM208 74H209V71L207 72ZM250 73V74H251ZM254 73V72H253ZM252 73V76L254 75ZM47 74V73H46ZM145 74V75H144ZM213 74V73H212ZM219 75V76H217V75ZM249 74V73H248ZM262 74V73H261ZM260 74V75H261ZM264 74V73H263ZM156 75H157V73H156ZM159 75V74H158ZM197 75V74H196ZM205 75H207L206 73H205ZM210 75V74H209ZM216 75V76H215ZM258 75V74H257ZM150 77H152L151 75H149ZM149 76H147V77H149ZM160 76V75H159ZM158 76V77H159ZM176 76V75H175ZM252 76H250L251 78H252ZM8 77V76H7ZM179 77V78H178ZM254 77V76H253ZM262 77V76H261ZM1 78H3V77H1L0 76V80H2ZM118 78V77H117ZM210 78V77H209ZM112 79H113V77H112ZM147 79V80H146ZM153 79V78H152ZM207 79V78H206ZM248 79H250V78H248ZM4 80H6L5 78H4ZM153 81V80H152ZM246 81H247V79H246ZM260 81H262V80H260ZM9 82V81H8ZM113 83H114V81H113ZM166 83V82H165ZM221 83V82H220ZM247 83V82H246ZM91 84V83H90ZM206 84V83H205ZM258 84V83H257ZM260 84V83H259ZM7 85V84H6ZM153 85V84H152ZM13 86V85H12ZM58 86H60V84L58 85ZM127 86V87H126ZM159 86V85H158ZM158 86H157V88H158ZM165 86V84L163 85V87ZM204 86V85H203ZM7 87V86H6ZM93 87V86H92ZM128 89H126V88ZM253 87V86H252ZM20 88V87H19ZM59 88H61V87H59ZM76 88V87H75ZM98 88V87H97ZM155 88H156V86H155ZM156 88V89H157ZM162 88V87H161ZM205 88V87H204ZM219 88V87H218ZM256 88V87H255ZM262 88V87H261ZM62 89V88H61ZM74 89V88H73ZM80 89V88H79ZM159 89V88H158ZM224 89H223V92H224ZM248 89H249V87H248ZM60 90V89H59ZM71 90V89H70ZM101 90V89H100ZM202 90H203V88H202ZM201 90V91H202ZM219 90V89H218ZM260 90V89H259ZM77 90H75V92H76ZM88 91V90H87ZM96 91V90H95ZM95 91H93V92H95ZM205 91V90H204ZM220 91V90H219ZM222 91V90H221ZM239 91V92H240ZM13 92V91H12ZM83 92V91H82ZM86 92V91H85ZM92 91H91V93H88L89 95L88 96H83L84 97V99L83 98H81V99H83V101H84V103L83 104H85V102H88L89 100H90V103H93V102H91V99L93 100L94 98H92V97H97V95L95 96L94 94H93V96H92V93H93ZM98 91H96V93H97ZM150 92V93H149ZM200 92V93H199ZM218 92V91H217ZM246 93H247V91H245ZM58 93H59V91H58V88L56 87V86H50V87H46V88H44L42 91H40V93H39V95H37L38 96V98L37 99H33V102H35V101H37L36 103H35V106H37V105H40V106H45L46 104H50V102H52L54 99H55V97L58 95ZM78 93V92H77ZM101 93V92H100ZM226 93V92H225ZM226 93V94H227ZM252 93V92H251ZM85 94H87V93H85ZM204 94H206V96L208 95V97H204ZM225 94V95H226ZM239 94V93H238ZM242 94V93H241ZM240 94V95H241ZM244 94V93H243ZM248 94V93H247ZM8 95H10V94H8ZM13 95V94H12ZM82 95H83V93H82ZM217 95V94H216ZM222 95H224V94H221V96ZM224 95V96H225ZM231 95V94H230ZM260 95H262V94H260ZM20 96V95H19ZM36 96V97H37ZM99 96H100V94H99ZM221 96H219L218 98H220V100H221ZM232 96V95H231ZM234 96V95H233ZM256 96H258V95H256ZM6 97H7V95L6 96H4L3 98L6 100H4V99H0V137L3 135V133H4V135H3V137L4 138H2L1 140L2 141H0V146L2 147V148H0V164L5 160V159H7V157H8V155L14 150V145H16V146H20V144L21 143H19L18 142V140L19 139H17V140H15L13 137H15V136H13V132L11 133V135L13 136H11L15 141H17V143H19V144H17L16 142V144H14V145H12V143L10 144H7L8 146H4V143L9 139L8 138V136L10 135V134H8L6 131V129H7V127L8 126H12V128H11V130H14V128H15V125H17L16 126V128L18 127L19 129H21V127H22V125H23V127L25 126L24 124H22L21 123V125H20V122L22 121V122H24V121H26L25 119H27V118H29V117H31L34 113H37V112H34V110L36 109H32L31 111H29V109L28 110H26L28 107H29V105L31 104H29L28 103V105H26V103H25V107L27 106V108H25L24 107V105H23V107L22 108H25V112L23 113L22 111L24 110H22L21 108H18V109H16L15 111H14V113H12V112H9V111H5L3 108V106H5V104H7V103H9V102H13L14 100H16V101H20L19 99H15L14 97H9V98H7L6 99ZM15 97H16V95H15ZM18 97V96H17ZM34 97V96H33ZM35 97V98H36ZM63 97V96H62ZM124 97H125V100H124ZM134 97V96H133ZM133 97H131L132 98V100H133V102H134V100H135V97H134V99H133ZM238 97H240V96H237L235 99H237ZM244 97V96H243ZM262 98H264V95H262L261 96ZM2 98V97H1ZM13 98V99H12ZM78 98H80V97H78ZM77 98V99H78ZM127 98V101L129 100ZM224 98V97H223ZM23 99H24V97H23ZM81 99H80V101H81ZM233 99H234V97H233ZM241 99V97L239 98V100ZM261 99V98H260ZM260 99H258V100H260ZM4 100V101H3ZM30 101H32L31 99H29ZM79 100V99H78ZM102 100V99H101ZM100 100V101H101ZM215 100V99H214ZM218 100V99H217ZM238 100V99H237ZM236 100V102L238 103V101ZM244 100H246V99H244ZM23 101V100H22ZM79 101V102H80ZM131 101V100H130ZM129 101V102H130ZM210 101H212V99L210 100ZM235 101V100H234ZM249 101V100H248ZM58 102V101H57ZM60 102H61V100H60ZM77 102V101H76ZM95 102H97V101H95ZM95 102H94V104H95ZM121 100H120V104L121 103H123ZM241 101H239V103H240ZM15 103V102H14ZM13 103V104H14ZM17 103V102H16ZM38 103V104H37ZM59 103V102H58ZM74 103V102H73ZM81 103V102H80ZM210 103V102H209ZM214 103V102H213ZM218 103V102H217ZM235 103V102H234ZM239 103H238V105H239ZM260 103V102H259ZM258 103V104H259ZM11 104V103H10ZM12 104V105H13ZM37 104V105H36ZM48 104V105H49ZM54 104H56V103H54ZM78 104V103H77ZM76 104V105H77ZM89 104V103H88ZM98 104H99V102H98ZM120 104H118V105H120ZM205 104V105H204ZM211 104V103H210ZM241 104V103H240ZM15 106H18V104L16 105V104H14ZM13 105V106H14ZM20 105V104H19ZM33 105V104H32ZM31 105V106H32ZM59 105H60V103H59ZM58 105V106H59ZM64 105V104H63ZM67 105V104H66ZM74 105H75V103H74ZM76 105H75V107H76ZM78 105H80V104H78ZM86 106H88L87 105V103L85 104ZM122 105V104H121ZM125 105V104H124ZM204 105V106H203ZM209 105V104H208ZM222 105V104H221ZM237 105V104H236ZM260 105V104H259ZM65 106V105H64ZM82 106V108H84L83 107V105H81ZM126 106H128L127 105V102H126V105H125V107ZM214 106V105H213ZM240 106V105H239ZM248 106H249V103H248ZM248 106L247 105H245V107L247 108V109H245V112H247L248 111ZM251 106H253L254 107V105H251ZM19 107V106H18ZM39 107V106H38ZM80 107V106H79ZM115 107H117V104H116V106ZM125 107H123V109L125 108ZM234 107V106H233ZM30 108V107H29ZM60 108V107H59ZM127 108V107H126ZM147 108V107H146ZM213 108V107H212ZM217 108V107H216ZM215 108V109H216ZM257 108V107H256ZM8 109V108H7ZM11 109V108H10ZM10 109H8V110H10ZM53 109V108H52ZM52 109H50L49 108V110H51V111H49V112H53L52 111ZM55 109H57L58 111H59V109H58V107L57 108H55ZM54 109V110H55ZM77 109V108H76ZM79 109V108H78ZM81 109V108H80ZM79 109V110H80ZM122 109V110H123ZM204 108H202V113H203V110ZM214 109V110H215ZM227 109V108H226ZM236 109H238V107L236 108ZM241 109H242V107H241ZM251 110H252V108H250ZM39 110V109H38ZM47 110V109H46ZM73 110V109H72ZM71 110V111H72ZM90 110V109H89ZM88 110V111H89ZM218 110V109H217ZM222 110V109H221ZM235 110V109H234ZM247 110V111H246ZM40 111V110H39ZM58 111H54L53 113H55V112H58ZM75 111V110H74ZM147 111V110H146ZM213 111V110H212ZM230 111V110H229ZM253 111L254 110H252V113H253ZM28 112V113H27ZM60 113H61V111H59ZM58 112V113H59ZM65 112V111H64ZM63 112V113H64ZM69 112V111H68ZM85 112V111H84ZM144 113H145V111H143ZM214 112V111H213ZM22 113L24 114L23 116H21L20 117V115H22ZM67 112H65V114H66ZM76 113V112H75ZM83 113V112H82ZM194 113V114H193ZM217 113V112H216ZM220 113H223V111L222 112H220ZM240 113V112H239ZM264 113V112H263ZM262 113V114H263ZM47 114V113H46ZM51 114V113H50ZM56 115H57V113H55ZM70 114V113H69ZM85 114V113H84ZM138 114V113H137ZM136 114V116H135V118H136V120L135 121H138V119H140V118H138L137 115ZM140 114V113H139ZM191 114V115H190ZM207 114V113H206ZM212 114H214V113H212ZM223 114H225V113H223ZM37 115V114H36ZM53 115V114H52ZM90 115V114H89ZM89 115H87V119L89 120ZM144 115V114H143ZM151 115V114H150ZM197 115V114H196ZM199 115V114H198ZM210 115V114H209ZM230 115V114H229ZM47 117H48V114L46 115ZM55 116V115H54ZM53 116V117H54ZM80 116H82V114L80 115ZM140 116V115H139ZM145 116H147L148 117V119L146 118V121L147 120H149V117L150 116H148V115H145ZM208 116V115H207ZM243 116H244V114H243ZM260 116H261V114H260ZM50 117L51 116H49V118H46V119H50ZM57 117V116H56ZM58 117H59V115H58ZM60 117H61V115H60ZM75 117V116H74ZM73 117V118H74ZM196 117V116H195ZM203 117V116H202ZM245 117V116H244ZM252 117V116H251ZM52 118V117H51ZM71 118H72V116H71ZM85 118H86V116H85ZM134 118V119H135ZM138 118V119H137ZM151 118V117H150ZM263 118V117H262ZM45 119V118H44ZM59 119V118H58ZM63 119V118H62ZM81 119H84V117L82 118L81 117ZM133 119V120H134ZM198 119V118H197ZM207 119V118H206ZM85 120V119H84ZM132 120V121H133ZM141 120H142V123L141 124H139V125H141V126H143L144 125V123L146 124V121H145V118H144V122H143V119H142V117H141ZM141 120H139V121H141ZM239 120V119H238ZM242 120V119H241ZM45 121H47V120H45ZM52 121V120H51ZM55 121V120H54ZM56 121H58V120H56ZM55 121V123H57ZM70 121V120H69ZM69 121H67V124L69 123ZM71 121H73V120H71ZM70 121V122H71ZM79 121H80V119H79ZM82 122H87L86 120L85 121H83V120H81ZM90 121V120H89ZM103 121H104V119H103ZM150 121H151V119H150ZM203 121V120H202ZM215 121V120H214ZM29 122V121H28ZM48 122H50V121H48ZM48 122H46V124L48 123ZM81 122V123H82ZM154 122V123H153ZM223 122V121H222ZM246 122V121H245ZM26 123V122H25ZM30 123V122H29ZM72 123V122H71ZM80 123V122H79ZM135 123V122H134ZM133 122H132V124L131 125H129V126H132L133 124H134ZM137 123V122H136ZM139 123V122H138ZM137 123V124H138ZM147 123H149V121H147ZM174 123V122H173ZM200 123V122H199ZM210 123H212V122H210ZM28 124V123H27ZM65 124V123H64ZM172 124V123H171ZM192 124H193V122H192ZM192 124H191V126H192ZM196 124V123H195ZM194 124V125H195ZM29 125V124H28ZM63 125V124H62ZM75 126H76V124H74ZM103 125V124H102ZM105 125V126H106ZM135 125V126H134ZM133 125V127L132 128H136L137 126H136V124H134ZM147 126H148V124H146ZM146 125H144V127H143V129L145 128V126ZM150 125V124H149ZM151 125V126H152ZM169 125V124H168ZM182 125L181 126H179L177 129H176V133L174 134L173 132L174 131H172L171 133H173L172 135L174 136V135H176V137L175 138H180L184 133H186L187 131H189V132H195V131H197V129H195V130H190V126H186L185 128H182ZM188 125V124H187ZM220 125H221V123H220ZM237 125V124H236ZM19 126H21V127H19ZM45 126V125H44ZM47 126V125H46ZM54 125H52L51 127H53ZM140 126V129H142V127ZM147 126H146V128H147ZM150 126V127H151ZM175 126V127H176ZM201 126V125H200ZM204 126V125H203ZM202 126V127H203ZM206 126H207V124H206ZM206 126H205V128H206ZM235 126V125H234ZM31 127V126H30ZM47 127H49L50 128V126H47ZM139 127V126H138ZM138 127H137V131H135L134 129H132V130H134L135 132H139L140 131V129L138 130ZM164 127H165V125H164ZM169 126H166L165 128H168ZM198 127V126H197ZM208 127V126H207ZM10 128V127H9ZM43 128V125H42V127H41V125H40V128L38 127L37 128V130L39 129H42ZM54 128V127H53ZM104 129H105V127H103ZM102 128V129H103ZM149 128V127H148ZM152 128V127H151ZM163 128V127H162ZM171 128H173L172 126H171ZM19 129H17V130H19ZM26 129V128H25ZM61 130H62V128H60ZM64 129H65V127H64ZM142 129V130H143ZM210 129V128H209ZM250 129V128H249ZM16 130V129H15ZM36 130V133H32V132H30V133H32L33 135H38L37 133H39V135L41 136V135H43V134H45L47 131L45 130H43V131H37ZM141 130V131H142ZM146 130V129H145ZM148 131L150 130V129H147ZM146 130V131H147ZM152 130H154L153 128H152ZM155 130H157V129H155ZM162 130V129H161ZM163 130H164V128H163ZM208 130V129H207ZM219 130V129H218ZM225 130V129H224ZM21 131H22V129H21ZM20 131V132H21ZM67 131V130H66ZM127 131V130H126ZM239 131H241V130H239ZM250 131V130H249ZM264 131V130H263ZM24 132V131H23ZM22 132V133H23ZM28 132V131H27ZM33 132H34V130H33ZM74 132V131H73ZM130 131H128L127 132V134L126 135H129V137H127L126 135V137H127V140H126V138H125V140L127 141V143L129 142L128 140H130V141H132V139L134 138V136H133V132L131 131V135L133 136H131L130 135V133H129ZM205 131H203L202 133H204ZM15 133V132H14ZM68 133V132H67ZM78 133V132H77ZM99 134H100V132H98ZM141 133V132H140ZM144 132H142V134H143ZM147 133V132H146ZM144 134L145 136L148 134V133H151L152 134V132L151 131H149L147 134ZM169 133V132H168ZM198 133V132H197ZM207 133H208V131H207ZM225 133V132H224ZM240 133V132H239ZM52 134V133H51ZM75 134V133H74ZM74 134H73V136H74ZM97 134V133H96ZM98 134V135H99ZM119 134H121L120 136H119ZM191 134V133H190ZM190 134L188 133V135L190 136ZM200 134V133H199ZM198 134V135H199ZM245 134H247V132L245 133ZM244 134V137H245V139L243 138V137H239V138H241L240 140H239V138H238V136H235L234 138H238V140H236L235 139V141H234V139H230V140H233L230 144L228 143V145L226 144L227 142H225V141H228V140H224V141H220V143L221 142H225L223 145H221V144H219L218 142L217 143H215L214 144V142H213V148L212 149H210L209 150V152H207V153H205V155L201 158V159H199V161L198 160H196L197 161V165L198 164H201V168H202V170H203V174H204V179L206 180V179H209V182H208V185H209V187H211V188H209L210 189V191L211 190H219V191H221L222 192V196L221 195H219V196H221L222 198H221V201H223V202H221V205H219L218 203H216L214 206H212V204L210 203V201H207V202H209V203H207V204H209L207 207H204V208H199V206H196V204H195V207L193 206V208L191 209L189 206H187V208H186V210H189L188 209V207L193 211H191L190 212V214L188 215L189 217H190V215L191 214H195L193 217H196L197 216V218H198V227H204V229H205V234H207V235H209V237H211L210 235H212V234H214L215 232H219L218 234H220V237H224L226 240L224 241V247H223V249L221 248V242H220V244L219 245H221L220 246V248H219V250L220 251H222V250H224V251H226V253H230V252H232V254H230L231 256V259H233V258H235V257H237V256H239V253L241 252V250H243L244 249V247H246V246H252V245H254V244H258L260 241L262 242V240H263V243H262V246L261 247H259L256 251H255V253H253V255L251 256V257H244V258H248L247 259V261H245V260H243V261H245V263H243L242 262V260H241V262L243 263V264H264V239H260V237L261 236H259V230H258V225H256V218H251V217H253V216H251V217H249L250 215L249 214H245L243 211V213L242 212H239L238 214H237V212H233L234 210L233 209H231V204L232 203H236V200H237V198H239L240 196L242 197H244V200L245 199H247L248 200V198L253 194V192L255 191V193L253 194L254 196H255V199H257V196H259V195H257V193H259L258 191L260 190V187L262 186L261 184L263 183L262 182V180L264 179V164L262 163L264 160V132H262V133H260V134H256L257 135V137H255L254 139H249V137H250V135L248 136V134L247 135H245ZM17 136H19L18 135V133L16 134ZM22 135V134H21ZM77 135V134H76ZM75 135V136H76ZM82 135V136H81ZM138 136H139V134H137ZM137 135L135 136V138H137ZM155 135H157V133L155 134ZM194 135V134H193ZM217 135H219V134H217ZM252 135V134H251ZM38 137V138H41V137ZM67 136V135H66ZM74 136V137H75ZM97 136V135H96ZM115 136H117V137H115ZM130 136L132 137V138H130ZM143 136V135H142ZM141 136V137H142ZM162 136H163V134H162ZM173 136H171V138H173ZM185 136H187V133H186V135L184 134V137ZM196 136V135H195ZM200 136V135H199ZM203 136V135H202ZM246 136H248V138L246 139ZM29 137V139L28 140H30V138L32 137V135L30 134V136H28ZM48 137H50V136H47V138ZM56 137V136H55ZM77 137V136H76ZM99 137V136H98ZM122 137V138H123ZM141 137H139V138H141ZM183 136H182V138H184ZM188 137V136H187ZM210 137V136H209ZM6 138H8V139H6ZM21 138H26V136L24 135V137H21ZM44 138V137H43ZM42 138V140H44V142H45V139H43ZM59 138V137H58ZM67 138V137H66ZM123 138V139H124ZM134 138V139H135ZM156 138V137H155ZM165 138H167V137H165ZM186 138V137H185ZM192 138V137H191ZM195 138V137H194ZM205 138V137H204ZM34 139H36V137L34 138ZM61 139V138H60ZM74 139V140H73ZM76 139H78V138H76ZM113 139V138H112ZM112 139L110 140L112 143H113V141H112ZM113 139V140H114ZM122 139V140H123ZM134 139H133V141H134ZM193 139V138H192ZM198 140L196 141V140H194L195 142H191L190 140H188L187 139V141H189L190 143L189 144H185V145H183L182 143H179V142H176V141H178V140H176L175 142L177 143L176 145H175V147L176 148H174V150L172 151V154L175 156L176 155V158H177V160L178 159H180L181 157H183V156H185V157H188L189 158V160H192L193 158H195V157H197L198 156V154H200L201 152H199V153H197V149L199 148V146L201 145L202 146V143H203V138H197ZM203 139V140H202ZM221 139V138H220ZM13 140V141H14ZM24 142H25V144H24V147H29L30 145H31V142L29 141V142H27V141H25L24 139H22ZM42 140H40V142H43ZM58 141H59V139H57ZM54 141V144H56L57 145V143H55V142H58V141ZM66 139H64V141H65ZM70 140H71V135H70ZM174 140V139H173ZM172 140V142L173 143H175L174 141ZM78 141V142H77ZM92 141H94V143L92 142ZM125 141V142H126ZM167 141V140H166ZM180 141V140H179ZM10 142V141H9ZM37 143V141H35V140H33V142L32 143ZM73 142V143H74ZM110 142V143H111ZM136 142H139V141H136ZM147 142V141H146ZM186 142V141H185ZM209 142V141H208ZM208 142H206L207 143V145H208ZM36 143H35V145H36ZM45 143H48V142H45ZM44 143V144H45ZM60 143H62V142H60ZM98 143H100V141L98 142V140H97V143L96 144H98ZM122 143V142H121ZM119 144V145H122V144ZM131 142H129L128 143V145L130 144ZM133 143H135V142H133ZM133 143H131V144H133ZM155 143V142H154ZM172 143V144H173ZM188 143V142H187ZM210 143H212V142H210ZM37 144H39V142L37 143ZM53 144V145H54ZM70 144H71V142H70ZM114 144V143H113ZM161 144V143H160ZM171 144V145H172ZM22 145V144H21ZM34 145V144H33ZM34 145V146H35ZM41 145V144H40ZM51 145V144H50ZM67 145V144H66ZM73 144H71L70 146H72ZM99 145H101V144H99ZM103 145H104V143H103ZM125 145V144H124ZM127 145V144H126ZM127 145V146H128ZM165 145V144H164ZM164 145H162V146H164ZM206 145V144H205ZM212 145V144H211ZM36 146H38V145H36ZM45 145H43V147L42 148H46V147H44ZM55 146V145H54ZM59 146V145H58ZM57 146V147H58ZM62 145H60V147H61ZM65 146V145H64ZM64 146H62V147H64ZM69 145H67V147H70ZM113 146V145H112ZM134 146V145H133ZM140 146V145H139ZM139 146H137L136 145V147L138 148ZM168 146V148H170L169 146L170 145H167ZM173 146V145H172ZM171 146V147H172ZM49 147V146H48ZM61 147V148H62ZM76 147V146H75ZM92 147V149L91 150H93L94 148H95V146L93 147V146H91ZM97 147V146H96ZM106 147V146H105ZM105 147H103L104 149H106ZM108 148V152H109V150H111V148H109L110 147V145L108 144V146H107ZM114 147V146H113ZM121 147V146H120ZM124 148H126V146H123ZM122 147V148H123ZM32 148L33 147H31L30 148V150H32ZM41 148V149H42ZM50 148H52V146L50 147ZM60 148V149H61ZM65 148V147H64ZM118 149H119V146L117 147ZM121 148V149H122ZM130 148V147H129ZM134 148L135 147H133L132 149L134 150ZM143 148V147H142ZM147 148H148V145H147ZM151 148V147H150ZM202 147H200V149H201ZM19 149H21L20 150V152H19ZM18 149V154H17V158H18V160L16 159L14 162L16 163V161H17V164L19 163V165L20 164H24L23 166L26 168V166L28 165L27 163H29L30 161H31V163H32V161L34 160V157H35V155H34V153L33 152H31L30 150H26V148H25V150L23 149V148H19ZM23 149V150H22ZM29 149V148H28ZM37 148L36 147H34V151L36 150ZM63 149V148H62ZM131 149V148H130ZM129 149V150H130ZM158 149H159V147H158ZM162 149V148H161ZM165 148L163 147V149L162 150H164ZM166 149H167V147H166ZM165 149V150H166ZM17 150V149H16ZM44 150H46V152H48L49 153V151H47V149H44ZM43 150V151H44ZM48 150H50L49 148H48ZM97 150H99V149H97ZM101 150H103L102 149V147H101ZM116 150V149H115ZM120 150V149H119ZM128 150V149H127ZM139 150V149H138ZM152 150V149H151ZM161 150V151H162ZM58 151H59V148H58ZM90 151V150H89ZM95 151V150H94ZM122 151V150H121ZM120 151V152H121ZM123 151H124V149H123ZM157 151V150H156ZM155 151V152H156ZM168 151V150H167ZM15 152V151H14ZM17 152V151H16ZM15 152V153H16ZM36 152V151H35ZM39 152H41V154H42V150L40 151L39 150ZM55 152H56V150H55ZM93 152V151H92ZM97 152V151H96ZM96 152H94V153H96ZM99 152V151H98ZM97 152V153H98ZM104 152H106V151H104ZM119 152V151H118ZM118 152H117V154H118ZM150 152V151H149ZM165 152V151H164ZM196 152V153H195ZM51 153H53V152H51L50 151V154L49 155H51ZM90 153V152H89ZM96 153V154H97ZM100 153H102V151H100ZM99 153V155L96 157V156H94V158H93V160H91V162L93 161V162H95V166H96V168H98L97 170H98V172H99V174L103 171L104 173H103V175H104V177H106V175H108V170L110 169V168H112V166H114L115 164H116V159H117V157L115 156H111V157H108L109 155H110V153H111V151L109 152V153H103V154H100ZM122 154H123V152H121ZM126 153V152H125ZM130 153V152H129ZM145 153V152H144ZM146 153H147V151H146ZM153 153V152H152ZM158 153V152H157ZM163 153V152H162ZM162 153H160V150H159V153L157 154V155H159V156H161L162 155ZM38 154V153H37ZM40 154V153H39ZM63 154V153H62ZM62 154H60V156H62ZM91 154V153H90ZM109 154V155H108ZM120 154V153H119ZM154 154V153H153ZM153 154H151V155H149V153H148V155L152 158V155ZM165 154V153H164ZM164 154H163V156H164ZM167 154V153H166ZM165 154V155H166ZM168 154H169V152H168ZM167 154V155H168ZM42 155H47V153L45 154V151H44V154H42ZM49 155H48V157H49ZM65 155H63V156H65ZM89 155V154H88ZM124 155V154H123ZM129 155V154H128ZM145 155H147V154H145ZM262 155V156H261ZM13 156V154L11 155V157ZM38 156V155H37ZM40 156V155H39ZM87 156V155H86ZM148 156V157H149ZM156 156V155H155ZM172 156V155H171ZM171 156H170V159H171ZM14 157H16V155L14 156ZM13 157V158H14ZM43 156H40V158L39 159H41ZM51 157V156H50ZM91 157H92V155H91ZM90 157V158H91ZM122 157V156H121ZM120 157V158H121ZM126 157H127V155H126ZM144 157V156H143ZM147 157V158H148ZM263 157V158H262ZM46 158V159H45ZM53 158H54V156H53ZM58 158H62L61 160H63V162L61 161V160H59ZM119 158V159H120ZM123 158V157H122ZM129 158V157H128ZM162 157H160V159H161ZM169 157H167V159H168ZM259 158H262V160H260V161H258L259 160ZM35 159L36 160H38V162L40 161L38 158H36L35 157ZM49 159V158H48ZM143 159V158H142ZM159 159V158H158ZM157 159V160H158ZM174 158H173V156H172V159H171V161L173 160ZM183 159H184V157H183ZM187 159V158H186ZM9 160L11 161V159L9 158ZM8 160V161H9ZM36 160H35V162H33L34 164L35 163H38V162H36ZM41 160H46V162H47V157H44V159H41ZM51 160V159H50ZM86 160H87V158H86ZM121 160V159H120ZM145 161H146V156H145V159H144ZM163 160V159H162ZM13 161H11V162H13ZM20 161V162H19ZM85 161V160H84ZM119 161V160H118ZM139 161V160H138ZM161 161V160H160ZM165 161V160H164ZM164 161H162V162H164ZM167 161V160H166ZM164 162V163H166L167 164V162ZM174 161V160H173ZM188 161V160H187ZM13 162V165L15 166V163ZM41 162V161H40ZM39 162V163H40ZM54 162H55V160H54ZM55 162V163H56ZM58 162V163H59ZM86 162V161H85ZM125 162H127V161H125ZM137 162V161H136ZM157 162V161H156ZM162 162H159L158 164H161ZM168 162H170V160L168 161ZM192 162V161H191ZM201 162V163H200ZM258 162V163H257ZM5 164L4 165H6V163L7 162H4ZM32 163V164H33ZM42 163H43V161H42ZM42 163H41V165H42ZM54 163V165L53 166H55L56 164ZM60 163V164H61ZM151 163V162H150ZM154 163V162H153ZM173 163V162H172ZM8 164V163H7ZM9 164H10V162H9ZM17 164H16V169L17 168H19L20 169V167L22 166H20V167H18L17 166ZM32 165V166H30L29 167V165H28V168L30 169L31 167H33L34 168V166L35 165H40V164H35V165ZM43 164H45V163H43ZM81 164H82V162H81ZM80 164V165H81ZM86 164V163H85ZM93 164V163H92ZM91 163H89L88 165H85V168H86V166H87V168L89 167V166H91L92 165ZM126 164V163H125ZM145 164H146V162H145ZM148 164H149V162H148ZM166 164H163L161 167H162V172L164 171L163 170V168L165 167L164 165H166ZM177 164V163H176ZM185 164V163H184ZM263 164V165H262ZM52 165H51V167H52ZM121 166L123 165V164H120ZM128 165V164H127ZM138 165H140V164H138ZM144 165V164H143ZM150 165H152V164H150ZM149 165V166H150ZM169 165H170V163H169ZM174 165V164H173ZM262 165V166H261ZM23 166H22V171H23V169H24V171H25V168H23ZM115 166H117V165H115ZM126 166V165H125ZM149 166H146V167H149ZM155 166V165H154ZM158 166V165H157ZM1 167V166H0ZM37 167V166H36ZM35 167V168H36ZM50 167V166H49ZM56 168L58 167V164H57V166H55ZM54 167V168H55ZM76 167V166H75ZM78 168H80L79 166H77ZM91 167H93V166H91ZM159 167V166H158ZM161 167H160V169H161ZM166 167H168V164H167V166ZM8 168V167H7ZM28 168H27V170H28ZM40 168H41V170L42 171H46V170H48L47 168H46V170H43L44 168H42L41 166H40ZM54 168H52V170H54ZM59 168V167H58ZM57 168V169H58ZM62 168H59V169H62ZM81 168H83V167H81ZM85 168H83V169H85ZM87 168H86V170H87ZM95 168V167H94ZM93 168V169H94ZM113 168H115V167H113ZM124 168V167H123ZM138 168H140V167H138ZM152 168V167H151ZM151 168H149V170H151ZM184 168V167H183ZM1 169V168H0ZM4 169V168H3ZM14 169V168H13ZM56 169V170H57ZM76 169V168H75ZM75 169H74V172H76L75 171ZM117 169V171H118V167L116 168ZM136 169H137V167H136ZM168 168H166L165 170H167ZM172 169V168H171ZM10 170L11 169H9V171H7L6 170V168H5V170H3V171H0V188L2 187V182L4 181H6L7 180V183H8V177L10 176V174L8 173V172H10ZM15 170V169H14ZM21 170V169H20ZM32 170V169H31ZM49 170H51V169H49ZM51 170V171H52ZM77 170V169H76ZM111 170V169H110ZM138 170V169H137ZM146 170H148V168H146ZM158 170H159V168H156V173H159L160 174V172H158ZM17 172H18V170H16ZM22 171H20V172H22ZM33 171V170H32ZM38 171V170H37ZM37 171H34L35 173H37ZM42 171H40V174H43V173H41ZM61 171V173H62V171L63 170H60ZM81 172L82 171H85V170H80ZM88 171V170H87ZM117 171H115V172H117ZM124 171H126V170H124ZM169 171V170H168ZM168 171H166V172H164V173H167ZM179 171V170H178ZM26 173H27V175H28V171H25ZM47 172V171H46ZM56 172V171H55ZM55 172H53L52 171V173H55ZM86 172V171H85ZM97 172V173H98ZM119 173H120V171H118ZM136 172V171H135ZM145 172H147V173H149V174H153L154 172H152V173H150V172H148V171H145ZM144 172V173H145ZM13 173H15V172H13ZM19 173V172H18ZM50 173V172H49ZM83 173L84 172H82V175H83ZM97 173H96V175H97ZM112 173V172H111ZM122 173V172H121ZM128 173V172H127ZM130 173V172H129ZM143 173V172H142ZM173 173H177V171L176 172H173ZM20 174V173H19ZM30 174V173H29ZM39 174V173H38ZM45 174V173H44ZM47 174V173H46ZM124 174H126L125 172H124ZM202 174V175H203ZM21 175V174H20ZM19 175V176H20ZM22 175H23V173H22ZM35 175V174H34ZM58 175H60V172H58V174L57 173H55L54 175H48V177L47 176H45L44 178L42 177V176H40V175H38V176H40V178H43L42 180H39L38 178H37V182L35 181L33 184H32V182H31V184H29V182H27L28 184H27V186L28 187H30V189L28 188V187H26V189L28 190V192L26 193L25 192V194L24 193H22V196H21V198H23V194L25 195L24 196V198L22 199V201H21V199H20V201H21V203H20V205L18 206V204H13V205H11V207H8V205H10V204H5L6 202V200H5V198H6V193L4 192V188L5 187H3V189H1V191L0 192H2L3 194H5V198H3L4 199V204H1L0 205V251L2 250V248H6L7 249V251H9V250H13V252H8L9 254H7L5 251V255L3 254V257L5 258V259H3V263L2 262H0L1 264H54V262H55V255L56 256H58L56 253H58V251H60L61 250V255L60 256H62L61 258L63 259V257H67L68 255L66 254V252H67V250H71L72 252L74 251V249L73 248H71V247H74V245H76V243H79L78 241H80V240H78V238L80 237V233L81 232H83L82 230L84 229V226L86 225V223L89 221V219L92 217V215L91 214H93L94 213V210L93 211H91V213H89L90 212V209H91V207L95 204V202L97 201V200H100L101 201V204L103 205H101L100 206V208L102 207H106L107 205L108 206H112V204H114V201L112 202V204H110L111 203V201H112V199L110 198V199H104L106 196V194L104 193V197H102V199H98V196H97V192H99V191H97V190H95V188L92 190V191H90V193H88L87 192V194H81V193H78L77 194V191H76V193L74 192V190H71V189H68V190H62V191H60L59 192V190L61 189H59V176ZM76 175V174H75ZM77 175H79L80 177H82V175H81V173L80 174H77ZM91 176H93L92 174H90ZM95 175V176H96ZM101 175V174H100ZM103 175H101L100 176V178L103 176ZM115 175H116V177H118V174L117 173H115ZM144 175H147V174H144ZM143 175V177H145ZM161 175V174H160ZM162 175H164L163 173H162ZM168 175V174H167ZM169 175H171V174H169ZM169 175H168V177H169ZM183 175V174H182ZM195 175V174H194ZM202 175L200 176V177H202ZM26 176V175H25ZM61 176V175H60ZM73 175H71V177H72ZM84 176V175H83ZM125 176V175H124ZM137 176V175H136ZM141 176V175H140ZM140 176H138V177H140ZM197 176H199V175H197ZM16 177L18 178V176H16L15 175V179H16ZM21 177H23V176H21ZM21 177H19V178H21ZM34 177H36V175L34 176ZM34 177H32V179L34 178ZM59 177V178H58ZM64 177V176H63ZM66 177V176H65ZM68 178H69V176H67ZM98 177V176H97ZM104 177H103V179H104ZM115 177V179H114V175H113V177H111V178H113L114 179V181L115 180H117L118 181V179ZM121 177V176H120ZM129 177V176H128ZM125 178V181L127 180V179H129V181H132V180H130V177L129 178ZM150 177H152V175H149V176H146L145 177V180L144 181H142V179H141V181H140V179H139V181L141 182H139V183H136V184H133L132 186H129L128 188H129V190L126 192V193H128L129 192V195H127V196H124V194H123V196L121 197L120 195V197L122 198L121 199V201H120V203H119V201H118V203H119V205L117 206V209H115V211H117V210H120L121 211V208L123 207V206H125V205H127V203H129L130 201H132L133 203H131L132 204V206L133 207H138L137 205H140V206H148V205H153L152 206V208H154V201H155V199H158V196L160 195V193H162L158 188H162V187H160V185L159 184H156V183H154V185H153V183H151L149 186H147L146 187V189L145 190H140L141 189V185H142V183H143V185H144V183L145 182H147V181H152L151 179H153V178H151L150 179ZM165 177H166V175H165ZM176 177V176H175ZM174 177V178H175ZM179 177V176H178ZM18 178V179H19ZM28 180H31L30 179V177L28 176ZM67 178V179H68ZM74 178V177H73ZM89 178H91V177H89ZM99 178V177H98ZM97 178V179H98ZM99 178V180H101ZM121 178H124V177H121ZM120 178V184L121 183H124V182H122L121 179ZM135 178H137V177H135ZM142 178V177H141ZM160 178V177H159ZM188 178V177H187ZM190 178V177H189ZM193 178H194V176H193ZM15 179H13V180H15ZM34 179H36V178H34ZM34 179H33V181H34ZM58 179V180H57ZM86 179V178H85ZM96 179V178H95ZM95 179H94V181H95ZM97 179H96V181H97ZM103 179L101 180V182L103 183ZM185 179V178H184ZM10 180H12V179H10ZM20 180V179H19ZM21 180H23L24 181V179L23 178H21ZM25 180H26V177H25ZM63 180V179H62ZM77 180V179H76ZM79 180V179H78ZM91 179H89V181H88V183L89 182H94L93 181V179H92V181H90ZM98 180V181H99ZM107 180H110V179H107ZM133 180H136V179H133ZM138 180V179H137ZM137 180H136V182H137ZM155 180V179H154ZM159 180V179H158ZM176 180V179H175ZM191 180V179H190ZM66 181H68V180H66ZM65 181V182H66ZM83 181V180H82ZM81 180H80V182H82ZM106 181V180H105ZM110 181H112V179L110 180ZM109 181V182H110ZM128 181V182H129ZM172 181V180H171ZM177 181V180H176ZM200 181L202 182V180L200 179ZM208 180H206V182H207ZM264 181V180H263ZM13 182V181H12ZM20 182V181H19ZM107 182V181H106ZM105 182V183H106ZM160 182V181H159ZM175 182V181H174ZM191 183H189V185H193V184H195L196 183V181H194V183H193V180H191L190 181ZM199 182V181H198ZM205 182V183H206ZM6 183V182H5ZM10 183V182H9ZM23 183V182H22ZM68 183V182H67ZM72 183H73V181H72ZM78 183H79V181H78ZM98 183V182H97ZM133 182H129V184L128 185H130V184H132ZM134 183H135V181H134ZM13 185L15 184V183H12ZM12 184H8L10 187H12ZM16 184H18V181H16ZM114 185L116 184V183H113ZM171 184V183H170ZM169 184V185H170ZM207 184V183H206ZM3 185H4V183H3ZM6 185V184H5ZM7 185V186H8ZM22 185H25V183L24 184H22ZM22 185H21V187H22ZM75 185H76V183H75ZM80 185V184H79ZM78 185V186H79ZM105 185H109V184H105ZM122 185V184H121ZM120 185V186H121ZM124 185H127L126 183H124ZM127 185V186H128ZM192 185L190 186V187H192ZM6 186V187H7ZM15 186V185H14ZM14 186H13V188H11V189H14ZM18 185H16L15 187H17ZM62 186V185H61ZM67 186V185H66ZM66 186H64V188L66 187ZM99 186V185H98ZM105 187L104 186V188H103V190L105 189V188H107V189H109L108 187ZM110 186H112V185H110ZM109 186V187H110ZM116 186H117V184H116ZM170 186H173V185H170ZM170 186H165L166 188L165 189H167L168 187H170ZM195 185H193V187H194ZM199 186V185H198ZM71 187H72V184H71ZM70 187V188H71ZM84 187H86V186H84ZM83 187V188H84ZM95 187H97V185H95ZM140 187V188H139ZM9 188V187H8ZM8 188H6L5 189V191L6 190H8ZM18 188V187H17ZM25 188V187H24ZM73 188V187H72ZM81 189H83L82 188V186L80 187ZM79 188V189H80ZM101 188V187H100ZM113 188V187H112ZM115 188V187H114ZM123 188H127V187H123ZM127 188V189H128ZM171 188V187H170ZM177 188V187H176ZM176 188L174 189L175 191H176ZM178 188H180V189H182L181 188V186L180 187H178ZM178 188H177V192H178ZM206 188V187H205ZM208 188V187H207ZM263 188H264V186H263ZM263 188H261V189H263ZM11 189H10V191H11ZM16 189V188H15ZM19 189V188H18ZM21 189V188H20ZM59 189V190H58ZM88 189V188H87ZM111 189V188H110ZM118 189V188H117ZM158 189V191L159 192H157L156 193V190ZM179 189V192L181 191ZM184 189V188H183ZM22 190V189H21ZM89 190V189H88ZM106 190V189H105ZM119 190V189H118ZM123 190V189H122ZM121 190V191H122ZM173 190V189H172ZM172 191L173 193H174V195H175V191ZM185 190V189H184ZM193 190V189H192ZM206 190V189H205ZM13 191V190H12ZM11 191V192H12ZM79 191V190H78ZM82 191H84V189L82 190ZM108 191V190H107ZM106 191V192H107ZM110 191H113V189H111ZM168 191H169V189H168ZM171 191V190H170ZM200 191V190H199ZM198 191V192H199ZM202 191H204V190H202ZM264 191V189L262 190V192ZM17 192H19V191H17ZM21 192V191H20ZM80 192V191H79ZM101 192H103V191H101ZM100 192V193H101ZM115 192V191H114ZM123 192V191H122ZM172 192H171V195H173L172 194ZM188 192V191H187ZM13 193V192H12ZM165 193H167V192H165ZM169 193V192H168ZM182 193H184V192H182ZM204 193V192H203ZM210 193H212V192H210ZM210 193L209 194H207V195H210ZM220 193V192H219ZM219 193H217V194H219ZM264 193V192H263ZM262 193V194H263ZM2 194V195H3ZM103 194V193H102ZM107 194H109V192L107 193ZM113 194V193H112ZM118 194H119V192H118ZM216 194V195H217ZM245 194V195H244ZM0 195H1V193H0ZM16 195H18V194H16ZM80 195V196H79ZM117 195V194H116ZM121 195H122V193H121ZM162 195V194H161ZM166 195V194H165ZM214 195V194H213ZM252 195V196H253ZM257 195V196H256ZM19 196V195H18ZM103 196V195H102ZM115 195H113V197H114ZM118 196V195H117ZM118 196V197H119ZM193 196V195H192ZM197 195H195V197H196ZM199 196H200V194H199ZM198 196V197H199ZM212 196V195H211ZM215 196V195H214ZM218 196V195H217ZM216 196V197H217ZM101 197V196H100ZM109 197V196H108ZM110 197H111V195H110ZM119 197V198H120ZM172 197V196H171ZM177 197V196H176ZM183 197V196H182ZM201 197V196H200ZM200 197L199 198H197L198 200H202V197H201V199H200ZM263 196H261V198H262ZM15 198V197H14ZM13 198V199H14ZM18 198V197H17ZM117 198V197H116ZM168 198H169V196H168ZM177 198H179V197H177ZM181 198V197H180ZM188 198V197H187ZM209 198V197H208ZM13 199L11 200V199H9L8 198V200H11V201H13ZM118 199V198H117ZM163 199V198H162ZM165 199V198H164ZM163 199V200H164ZM171 199V198H170ZM173 199H175V197H172V199L171 200H169L168 199V201H170V203H171V201L173 200ZM193 199V198H192ZM196 199V201H198ZM213 199V198H212ZM211 199V202L213 201ZM236 199V200H235ZM253 199V201H254V198H252ZM252 199H250V200H252ZM260 199V197H258V200ZM15 201H17L16 199H14ZM119 200V199H118ZM153 200V203L152 204H150V202ZM179 200V199H178ZM215 201H217L218 199H214ZM243 200V201H244ZM257 200V201H258ZM1 201V200H0ZM14 201V202H15ZM19 201V200H18ZM19 201V202H20ZM180 201V200H179ZM178 201V202H179ZM184 201V200H183ZM187 201H190L189 199L187 200ZM215 201H213V202H215ZM249 201V200H248ZM260 201H261V199H260ZM2 202H3V200H2ZM8 202V201H7ZM99 202V201H98ZM157 202H159V201H157ZM163 202H165V201H163ZM162 202V200H161V203H163ZM174 202V201H173ZM193 202V201H192ZM220 202V201H219ZM246 202V201H245ZM115 203H116V201H115ZM117 203V204H118ZM166 203V202H165ZM165 203H163V204H161V205H163L164 206V204ZM180 203H182L181 205H184L185 203H186V201L185 202H182V201H180ZM180 203H179V205H180ZM184 203V204H183ZM240 203V202H239ZM244 203V202H243ZM251 203V202H250ZM256 203V202H255ZM260 203V202H259ZM11 204H12V202H11ZM167 204V203H166ZM165 204V205H166ZM168 204H169V202H168ZM167 204V205H168ZM172 204V203H171ZM205 204V203H204ZM245 204V203H244ZM16 207H15V206ZM116 205V204H115ZM167 205L165 206V208L167 209V208H169L170 207V209H171V206L169 205L168 207H167ZM176 205V204H175ZM202 205V204H201ZM246 205V204H245ZM251 205V204H250ZM253 205V204H252ZM251 205V206H252ZM18 206V207H17ZM162 206V207H163ZM238 206H240V204L238 205ZM238 206H236V207H238ZM241 206H242V204H241ZM262 206V205H261ZM96 207V206H95ZM94 207V208H95ZM159 207H161L160 206V203H159ZM158 207V208H159ZM218 207V208H217ZM235 207V208H236ZM248 207H250L249 206V204H248ZM263 207V206H262ZM261 207V208H262ZM96 208H98V207H96ZM150 208V207H149ZM164 207H163V210L165 209ZM177 208V207H176ZM184 208V207H183ZM183 208L182 209H180V210H182V212H184V211H186L185 210V208H184V211H183ZM240 208V207H239ZM257 209H258V206L256 207ZM11 209H14L13 211L14 212H12V213H15L14 214V216H13V218H12V220L10 219V218H8V219H10V220H8L7 218H6V215H8V214H6V212H7V210H9V212H10V210ZM132 209H134V208H132ZM132 209H131V211H132ZM140 209V208H139ZM151 209V208H150ZM170 209H167V210H170ZM245 209H247V206H246V208ZM249 209V208H248ZM250 209H252L251 207H250ZM255 209V208H254ZM253 209V210H254ZM99 211H100V209H98ZM108 211H109V207H108V209H107ZM123 210V209H122ZM128 210V209H127ZM141 210H142V208H141ZM153 210V209H152ZM155 210V209H154ZM160 210H162L161 208H160ZM167 210H165V211H163V212H166ZM176 210V212H177V210L178 209H175ZM179 210V211H180ZM233 210V211H232ZM240 210V209H239ZM242 210H243V207H242ZM253 210H250L251 212H253ZM98 211V212H99ZM102 211H103V209H102ZM106 211V210H105ZM104 211V212H105ZM113 212H114V210H112ZM147 211V210H146ZM159 211V210H158ZM157 211V212H158ZM256 211V210H255ZM258 211V210H257ZM98 212H96L95 214H97ZM110 212V211H109ZM108 212V213H109ZM119 212V211H118ZM118 212H116L117 214H118ZM124 213H123V215L125 214V211H123ZM128 212V211H127ZM127 212H126V214L125 215H127ZM130 212V211H129ZM132 212H134V211H132ZM157 212H155V216H156V214H157ZM171 212H172V210H171ZM175 212V213H176ZM245 212H246V210H245ZM100 213V212H99ZM108 213L106 214L105 213V215L108 217V219H106V221L108 220L109 221V218L111 217V216H109L108 215ZM134 213H136V212H134ZM142 213V212H141ZM147 213H149V212H147ZM146 213V214H147ZM158 213H160V212H158ZM169 213V212H168ZM173 213V212H172ZM171 213V214H172ZM175 213L174 214H172L173 216H174V218H177V215L175 216ZM177 213H179V212H177ZM10 214V213H9ZM121 214H122V212H121ZM129 214V213H128ZM143 214L144 215H146L144 212H143ZM11 215V214H10ZM101 215V214H100ZM110 215H112V212H111V214ZM148 215V214H147ZM146 215V216H147ZM153 215V214H152ZM158 215V214H157ZM162 215H164V214H162ZM166 215V214H165ZM171 215V216H172ZM181 215H183V214H181ZM181 215H179V216H181ZM184 215H187L186 213L184 214ZM255 215H256V217H257V214L255 213ZM9 216V215H8ZM95 216V215H94ZM94 216H93V218H94ZM98 215H96L95 217H97ZM106 216H104V217H106ZM116 217H117V215H115ZM192 216L190 217V218H192ZM262 216V215H261ZM16 217V218H15ZM99 217V216H98ZM113 217V216H112ZM111 217V218H112ZM121 217V216H120ZM125 218H127L126 216H124ZM124 217H122V218H124ZM135 217V219H136V216H134ZM138 217H139V215H138ZM188 217V218H189ZM110 218V219H111ZM115 218V217H114ZM132 218V217H131ZM162 218V217H161ZM164 218V220H165V217H163ZM167 218V217H166ZM183 219H181V221L182 220H184V217H182ZM187 218V217H186ZM186 218H185V221H186ZM95 219H97L96 221H98V218H95ZM95 219H94V224H95ZM101 219H102V221H103V218H102V216H101ZM118 219V218H117ZM117 219H116V221H117ZM128 219V218H127ZM134 219V218H133ZM153 221H154V223H156V224H158L157 222H156V220L157 221H160V218H153V216H152V218H151ZM151 219H150V221H151ZM156 219V220H155ZM169 219H170V215H169ZM178 219V218H177ZM180 219V218H179ZM196 219V218H195ZM112 220L113 219H111V222H112ZM129 220V222H130V220H132V219H128ZM173 220V219H172ZM189 220V219H188ZM191 220V222H192V220L193 219H190ZM189 220V221H190ZM197 220V219H196ZM92 221H93V219H92ZM91 220H90V222H92ZM101 221V222H102ZM108 221L106 222V223H108ZM119 221V220H118ZM117 221V223L119 224V222L121 221V219H120V221L118 222ZM136 221H137V219H136ZM177 221V220H176ZM180 220H178L177 222H179ZM100 222V224L102 225V223ZM114 222V221H113ZM112 222V223H113ZM125 222H128L127 220L125 221ZM146 222V221H145ZM147 222H148V220H147ZM161 224H163V219H161ZM175 222V221H174ZM188 222V221H187ZM191 222H188V224L187 225H190L189 227L191 228ZM264 222V221H263ZM89 223V222H88ZM93 223V222H92ZM110 223V222H109ZM137 223L138 224H140L139 223V221H137ZM151 223V222H150ZM149 223V224H150ZM154 223H152V226H155V225H153ZM170 223H172V222H170ZM191 223V224H190ZM93 224V225H94ZM122 224V223H121ZM160 224V223H159ZM194 224H196L195 222H194ZM264 224V223H263ZM262 224V225H263ZM92 225V224H91ZM112 225V224H111ZM111 225H108V226H111ZM114 225V224H113ZM123 225V224H122ZM134 225H137L136 223H134ZM146 225V224H145ZM171 225V224H170ZM170 225H169V227H170ZM193 225V224H192ZM254 225H256V226H258V227H256V229H254ZM127 226H128V224H127ZM140 226H142V225H140ZM157 226V225H156ZM155 226V227H156ZM195 226V225H194ZM86 227V226H85ZM96 227V226H95ZM102 227H104V226H102ZM107 225H105V229L106 230H108L107 228ZM137 227H138V225H137ZM145 227V226H144ZM148 227V226H147ZM146 227V228H147ZM151 227V226H150ZM158 227H161V226H158ZM186 227V226H185ZM262 227V226H261ZM260 227V228H261ZM98 228H101L99 225H98ZM110 228V227H109ZM131 228H132V225H131ZM135 228V227H134ZM164 228V227H163ZM163 228H161V229H163ZM167 228V227H166ZM182 228V227H181ZM86 229L90 232V229L91 228H85V231H86ZM95 229V228H94ZM94 229H91L92 230V234H93V231H94ZM114 229H117L116 227L115 228H113V230ZM138 229V228H137ZM145 229V228H144ZM149 229V228H148ZM148 229H147V231H148ZM151 229H152V227H151ZM156 230H159V229H157V228H155ZM160 229V230H161ZM192 229V228H191ZM191 229H190V231H191ZM199 229V228H198ZM100 230V229H99ZM98 230V231H99ZM103 229L101 228V231H102ZM153 230V229H152ZM168 230H169V228H168ZM173 230V229H172ZM180 230V229H179ZM178 230V231H179ZM192 230H194V229H192ZM196 230V229H195ZM264 230V229H263ZM98 231H95V232H98ZM100 231V232H101ZM166 231V230H165ZM165 231H163V233H165ZM187 231V233H186V235L187 234H189V236H193V234L191 235L188 231L189 230H186ZM204 231V230H203ZM88 232V233H89ZM158 232V231H157ZM160 232V234H162V232L161 231H159ZM158 232V233H159ZM181 232V231H180ZM196 232H198L197 234L199 235V231H196ZM196 232H195V234H196ZM202 232V230L200 231V233ZM86 233H87V231H86ZM90 233V234H91ZM99 233V232H98ZM98 233H97V236H99L98 235ZM112 233V232H111ZM147 233V232H146ZM151 233V232H150ZM150 233H148V234H150ZM168 233V232H167ZM89 234V235H90ZM157 234V233H156ZM170 234V233H169ZM79 235V236H78ZM89 235H87L86 237H89ZM94 235H96V234H94ZM93 235V237L96 239V237ZM102 235V234H101ZM104 235V234H103ZM105 235H107L106 233H105ZM143 235V234H142ZM165 235V234H164ZM186 235H185V238H186ZM77 236H78V238H77ZM81 236H82V234H81ZM110 236V235H109ZM108 236V237H109ZM129 236V235H128ZM149 236V235H148ZM147 235H146V238L145 239H148L147 237H148ZM156 236V235H155ZM155 236H153V237H155ZM178 236V235H177ZM176 236V237H177ZM188 236V237H189ZM195 236V235H194ZM197 236V235H196ZM218 236V235H217ZM217 236H215V238L217 237ZM85 237V236H84ZM82 238V239H86V237L85 238ZM90 237H91V235H90ZM106 237V236H105ZM205 237V236H204ZM208 237V236H207ZM23 238V241H21V242H18V239H22ZM75 238H77V240H76V243L72 246L71 245V247H66V246H69V244H71V242L75 239ZM93 238V240H95ZM100 238V237H99ZM111 237H109V239H110ZM152 238V236L150 237V239ZM166 238V237H165ZM165 238H163V239H165ZM170 238H172V237H170ZM174 238V237H173ZM178 238V237H177ZM176 238V239H177ZM196 237H194L193 239H195ZM206 238V237H205ZM81 239V238H80ZM91 239H92V237H91ZM105 239V238H104ZM106 239H107V237H106ZM162 239V238H161ZM160 239V240H161ZM162 239V240H163ZM176 239H175V241H172L171 242V244L172 243H180L181 242V240H180V242H179V239H177L178 241L176 242ZM181 239V238H180ZM187 239V238H186ZM185 239V240H186ZM192 239V238H191ZM192 239V240H193ZM19 240V241H20ZM151 240H155L154 238L153 239H151ZM151 240H149V241H151ZM174 240V239H173ZM216 240V239H215ZM83 241V240H82ZM85 241V240H84ZM89 242H90V240H88ZM92 241V240H91ZM105 241V240H104ZM157 241V240H156ZM204 241V240H203ZM202 241V242H203ZM219 241H221V240H219ZM75 242V241H74ZM73 242V243H74ZM88 242V243H89ZM93 243L94 242H97V241H92ZM205 242V241H204ZM212 242V241H211ZM217 242V241H216ZM91 243V242H90ZM113 243V242H112ZM115 243V242H114ZM139 243V242H138ZM145 243V242H144ZM151 243V242H150ZM149 243V244H150ZM159 243H161V242H159ZM170 243V242H169ZM189 243H190V239H189ZM192 243V242H191ZM86 243L84 242V245H85ZM133 244H134V242H133ZM143 244V243H142ZM152 244V243H151ZM150 244V246H152ZM162 244V243H161ZM184 244H185V241H184ZM223 244V243H222ZM261 244V243H260ZM89 245V244H88ZM93 245H95V244H92L91 246H92V248L94 247ZM121 245H124V244H121ZM128 245V244H127ZM175 245V244H174ZM173 245V246H174ZM180 245V244H179ZM178 245V246H179ZM190 245H192V249H193V251L195 250V248H193L194 246H193V243L192 244H190ZM205 245V244H204ZM206 245H207V243H206ZM209 245H211L212 246V243L211 244H209V242H208V245L206 246V249H208V248H210V246ZM214 245V244H213ZM219 245L218 246H216V247H219ZM91 246H90V248H91ZM144 246V245H143ZM150 246H148V247H150ZM156 246V245H155ZM159 245H157V247H158ZM177 246V245H176ZM175 246V247H176ZM186 246V245H185ZM198 246V245H197ZM200 246V245H199ZM209 246V247H208ZM66 247V248H65ZM77 246H75V248H76ZM86 247H88V246H86ZM107 247V246H106ZM105 247V248H106ZM147 247V248H148ZM154 247V246H153ZM156 247V248H157ZM162 247H164V246H162ZM190 247V246H189ZM188 247V248H189ZM202 247H203V244H202ZM213 247V246H212ZM99 248V247H98ZM147 248H146V251H147ZM170 248V247H169ZM204 248V247H203ZM64 249H67V250H65L64 252H65V254L66 255H63V250ZM73 249V250H72ZM82 249V248H81ZM119 249V248H118ZM125 249V248H124ZM123 249V250H124ZM178 249V248H177ZM176 249V250H177ZM182 249H183V246H182ZM206 249H204V250H206ZM211 249H214V248H211ZM79 250V248L77 249V251ZM114 250V249H113ZM115 250H116V248H115ZM149 250V249H148ZM160 250V249H159ZM181 250V249H180ZM179 250V251H180ZM201 250H202V248H201ZM204 250H202L201 252L203 253V251ZM76 251V252H77ZM87 251H91V250H88V248H87ZM86 251V252H87ZM93 251V250H92ZM128 251V250H127ZM140 251V250H139ZM146 251H144V252H146ZM157 251V250H156ZM168 251V250H167ZM167 251H166V253H167ZM171 251V250H170ZM178 251V250H177ZM183 251V250H182ZM187 251H188V249H187ZM190 251V250H189ZM192 251V250H191ZM190 251V252H191ZM197 251V250H196ZM200 251V250H199ZM214 251V252H213ZM212 252L213 253H216L217 255H218V253L220 252H218L217 250H216V248L213 250ZM215 251H217V252H215ZM223 251V252H224ZM247 251H248V249H247ZM75 251L73 252V254H72V256L73 255H75V254H77ZM85 252V253H86ZM104 252V251H103ZM143 252V253H144ZM150 253H148V254H151L152 253V251H149ZM158 252V251H157ZM156 252V253H157ZM169 252V251H168ZM186 252V251H185ZM198 252V251H197ZM206 252V251H205ZM208 252V251H207ZM206 252V253H207ZM211 252V254L209 255V257L211 258V256H212V258H211V260L212 261H214V263L213 264H215V261L216 260H213V259H215V258H213V257H217V255L216 254H213ZM11 253V254H10ZM79 253H81V255L79 254ZM78 254L80 255V257L79 258H85L86 256H89L90 254H88V253H86V256L83 254L82 255V253H84V249L82 250V252H79ZM147 253V252H146ZM155 253V254H156ZM165 252H164V256L166 257V254ZM225 253V252H224ZM246 253V252H245ZM53 254H55L54 256H52ZM88 254V255H87ZM92 254V253H91ZM95 254V253H94ZM98 254H100V253H98ZM116 254V253H115ZM139 254V253H138ZM145 254V253H144ZM175 254H177V252L175 251ZM187 254V253H186ZM189 254V253H188ZM195 254V253H194ZM208 254V253H207ZM213 254V255H212ZM78 255V256H79ZM113 255V254H112ZM136 255V254H135ZM161 255V254H160ZM170 255H171V253H170ZM173 255V254H172ZM182 255H184V253L182 254ZM189 255H191V254H189ZM198 255L200 256V254L198 253ZM221 255H222V253H221ZM223 255H225V254H223ZM222 255V256H223ZM71 256V257H72ZM82 256V257H81ZM84 256V257H83ZM153 256V255H152ZM155 256V255H154ZM180 256H181V254H180ZM179 256V257H180ZM196 256H197V254H195L193 257H195V260H196ZM199 256H198V259L200 260V258H199ZM202 256H203V254H202ZM206 256V255H205ZM220 256V254L218 255V257ZM222 256H220V257H222ZM226 256H227V254H226ZM225 256V257H226ZM77 257V256H76ZM144 257H149L148 255L147 256H145L144 255ZM157 257V255L155 256V258ZM161 258H162V256H160ZM201 257V256H200ZM217 257V258H218ZM220 257L217 259L218 261H220ZM225 257H222V259L221 260H223V258H225ZM229 256H228V258H230ZM59 258V257H58ZM60 258V259H61ZM69 258V256L67 257V259ZM78 258V259H79ZM87 258V257H86ZM108 258V257H107ZM106 258V259H107ZM153 258V257H152ZM155 258H153V259H155ZM160 258V259H161ZM173 258V257H172ZM201 258H206V257H201ZM228 258H225V261H226V259H228ZM59 259V260H60ZM75 259V258H74ZM73 259V260H74ZM77 259V260H78ZM109 259V258H108ZM144 260V258H141L140 260ZM147 259V258H146ZM157 259H158V257H157ZM157 259H155V260H157ZM182 259H183V257H182ZM181 259V260H182ZM191 259H193V258H191ZM191 259H190V256H189V259H188V256H187V258H186V260L188 261V262H186V260H185V262H186V264L187 263H189V261H191ZM209 259V258H208ZM66 260V259H65ZM80 260V259H79ZM139 260V259H138ZM143 260H142V263H143ZM151 261H152V259H150ZM149 260V261H150ZM172 260V259H171ZM177 260V259H176ZM181 260H179L178 262H176V264H185V263H182V261ZM193 261L194 263L195 262H197L198 263V261L199 260H196V261ZM202 260L203 259H201L200 261H201V263H202ZM205 260V262L206 263H203V264H207V263H209V262H207V261H209V260H207V259H204ZM204 260H203V262H204ZM207 260V261H206ZM230 259H228L226 262H228ZM1 261V260H0ZM63 261V260H62ZM108 261V260H107ZM106 261V262H107ZM173 261H175V260H173ZM211 261V262H212ZM225 261H223V263L224 264H227ZM61 262V261H60ZM63 262H66V261H63ZM72 262H74V261H71V263ZM75 262H76V259H75ZM75 262H74V264H75ZM166 262V261H165ZM192 262V261H191ZM190 262V263H191ZM192 262V264H194ZM222 261H220V263H221ZM236 261H234V263H235ZM55 263H57L58 264V262H55ZM67 263V262H66ZM79 262H77V264H78ZM152 263V262H151ZM150 262H149V264H151ZM154 263V262H153ZM157 263V262H156ZM189 263V264H190ZM196 263V264H197ZM217 263V262H216ZM233 262H232V264H234ZM236 263H238V262H236ZM60 264V263H59ZM136 264V263H135ZM159 264V263H158ZM165 264V263H164ZM171 264V263H170ZM199 264H200V262H199ZM212 264V263H211ZM219 264V263H218Z\"/></svg>",
  "mask_w": 264,
  "mask_h": 264
}]
</instances>
